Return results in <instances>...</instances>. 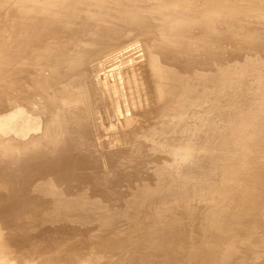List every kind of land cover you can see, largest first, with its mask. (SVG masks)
I'll return each mask as SVG.
<instances>
[{"label": "rangeland", "instance_id": "rangeland-1", "mask_svg": "<svg viewBox=\"0 0 264 264\" xmlns=\"http://www.w3.org/2000/svg\"><path fill=\"white\" fill-rule=\"evenodd\" d=\"M104 1H106L107 4L100 5L98 3V0H90V3L86 2V4L82 5V7L79 10L78 15L70 16V17L63 16L61 18V25L57 28H52V29L47 28V30H46L47 36L44 38L40 37V34L43 33L44 28H45L44 25L41 24L39 21L41 16L40 17H33L31 15V13H29L27 11V8L25 6L20 7L21 8V10H20L21 24L24 21L30 20V18H34L33 22H35V25H36L35 26L36 32L41 28L40 32L34 37V38H37V40L35 41L36 42L35 46L31 43V46L29 48H24L28 45V41H26V39L22 38L23 36H27V34H24L23 29L19 30L20 31L19 32L18 31L19 27H18V29H16V18L19 16V10H18L19 6L16 4V2L12 6L5 8V10L0 14V33L4 34L7 41L10 42L9 47H8V53L10 54V57L8 59L7 65L5 66V68H7L8 74H10V75L11 74L15 75L25 65H27V61H29L28 56L29 55L31 56L34 48H36V49L43 48L44 47L43 45H46L51 39H53L55 37L56 31L63 30L66 26L69 25L70 20H73L75 23H81V22L87 20L88 13L90 11H96L95 13H97L96 15H98L99 19L98 18H97V20L89 19V20H87L86 24H88L91 27H94V26L98 27L96 29H93L94 33H100L101 32L103 34L102 37L110 36L111 39L114 38L113 40H115L113 47L108 48V51L106 49L105 52L98 54L96 57H93L92 59H89L88 61H86L85 64H83L84 65L83 70L80 69L79 64H78V67L76 69H72V70H69L68 69L69 67H66L67 72L63 76L64 83L60 84L54 91L46 93V95H42L43 97H47L50 94H51V96H53L54 94L60 93L62 95L61 103H53V100H51L48 103L44 104L40 99H38L37 101H35V102H37L36 103L37 104V113L36 114L32 113L33 107L31 105L34 103V101L33 102L30 101L31 102V105H30V104L26 103V100H25L26 97H24L26 95L25 93H27L30 89L25 84L26 80H21V81H19L20 83L18 82V84L16 83L13 85L12 84L9 85L11 88L8 86V84H0V85H3L0 87V100L3 101L7 98H11L14 102V103L12 102V104L9 105V108L0 109V121L2 119L8 118L9 115H12V117H16L14 120L10 121L11 125L16 127L15 128L16 131H14V133H12V134L16 135V139L23 141L26 139L37 138L39 136L38 132H42L43 134L49 135L50 137H52V134H54L55 131H57V130H64V131L74 132V133L76 132L75 137H74L75 138L74 141H77L80 144V146L77 149L76 148L72 149L70 151V153L67 155L68 160L66 162V165L68 163V165H69L68 167L71 168L70 165L72 166V162H73V164L76 163L75 165H78V166H75L72 168H74L76 170V168L79 167L80 170L78 168H77L78 170H76V171L73 169L75 171V172H73V170H71L72 168L70 169L71 170L70 171L69 168L67 167L68 171H70V173L67 174L62 179L63 180L67 179L72 184L71 188H73V189L78 188L79 190H87V184L88 185L93 184L94 189L96 188V190H94L92 194L89 193L87 195L90 197L83 204H70V201H65V204H60L59 199L63 195L66 197L68 196L66 191L62 192L61 190L57 189L59 186H57L55 184H50L49 188L47 187V185L40 184L41 181L54 182V180H51L50 178H48L46 180L45 179L40 180L36 176H35L36 179L32 178L33 171H39L37 169H34L35 163L33 161L26 159V161H24L22 164L16 165V161L14 163L13 160L11 159V157H9V156H7V157L4 156L5 158L0 157V159L3 160V162H2L3 164H1V160H0V165H1L0 167H2V169H0V179H1L0 180V212H1V214H2V211L4 210L3 211V214H4L3 217L4 218L3 217H1L2 219L0 218V264H54V263L55 264H62V263L63 264H91L93 260H94V262H96V260L105 259L107 256H108L106 258L107 260H105V261L103 260V262H105V263H103L101 260V262L103 264L109 263L110 260H111V262H113V264H116L117 262L123 264V263H125L124 262L125 259L127 262L125 264H133L134 261H131L132 260L131 256L133 257V260L134 259L135 260L140 259L142 261V259L145 255L148 257L145 256L147 259L145 258L143 260V263L146 262V260H147L148 264H153V260H151V259L154 257H156V258H154L155 259L154 264L155 263L159 264L160 261L162 264H167V263L173 264L174 262H175L174 264H176V263L180 264L179 261L182 259L183 260L181 261V264H182V262H183V264H187L188 262L190 264L192 262H193L192 264H196L195 262H197V264H199L200 262H198V261H200L203 258L206 259V261L203 259L204 260L203 262H205L207 264H209V263L214 264V262H216V261H217L216 263L219 264V260L216 259V258H218V254H220L219 257H224V258L220 259V261H221L220 263L223 262L222 264H225V263L231 264L230 260L232 262H234L232 264H247V263L251 264V263H249L250 262L249 260H251V262H252L253 259L255 261V262L253 261V264H264V256H263V254H264L263 249L264 248H262V249L260 248V247H264V246H262L264 243V228H263L264 222H263V224H262V222H260L261 225H263L262 230H261V225L259 228H256L257 227L256 222L258 223V219L260 221H262V220L264 221V204H262V203H264V191H263L264 190V187H263L264 182L262 181V180H264V178H263L264 177V171L263 170L261 171V169L264 168L263 167L264 166V162H263L264 161L263 160V158H264V150H263L264 149V147H263V145H264V126L262 125V124H264V122L261 123L262 119H264V113H263L264 112V110H263L264 109V103H263L264 100L263 99H261L262 101L260 100V98H262L264 96V94L262 95V93H264V77H263L264 76V5H263L264 3L262 5H260L259 3L255 2L257 0H255V1L254 0H135L138 2L141 1L142 3L145 1L146 2V3L144 2L145 8H151L152 11H154V9L158 6L161 7L162 12L175 11L174 14L167 13L170 15V19H168V17H165L164 15H163V17H159V19L162 18L161 19L162 22H161V20L157 21V25L158 24L159 25L156 27L158 28V30L160 29L159 30L160 33H157L158 30L155 27L152 30L153 31L152 36H154V37H149V38H152V39H149V38H145V37H147V34L146 35H144V34H142V35H139V34H134V35H132V34L127 35L126 34L125 35L124 34L123 35V34H120L121 33L120 29H116L113 32H108V31L106 32L104 29H102L101 27L105 26L109 19L113 18V20H115V18H117L116 15L122 13L124 11V9H126L130 5L134 4L133 3L134 0H118L117 1L119 4L118 6H114L112 3V0H110V1L104 0ZM246 1H247V3H246ZM248 2H250V4L252 2V5L256 4L255 7H252V6L249 7L247 5ZM70 3H72V2H70ZM134 7H136V6H133V8ZM167 7H170V8H167ZM75 9L76 8H74V10ZM167 9H169V10H167ZM182 9L185 12L187 11V13H189V15L187 13H186L187 14L186 15ZM84 10L86 11V13L82 16V13L85 12ZM151 10L146 9L143 12L151 15V13H152ZM60 11H66V10L62 9V10H59L58 12H60ZM178 12L179 13L183 12L182 13L183 15L179 14V16L177 18L176 14L178 15ZM53 14H57V13H50L49 15H46L45 17H42V18H47L50 16L51 23L53 24L55 22V20L57 19L56 17L52 16ZM158 14L162 16V14H160V13H158ZM184 14H185V17H184ZM204 14L205 15L208 14V17L204 16ZM172 15H174L173 16L174 18H172ZM181 18H183V19H181ZM184 18H185V21H183ZM192 18L197 23L192 21L193 20ZM11 20H13L14 26L12 28H10L8 26L5 27V29L10 30L9 32L3 31L4 26L6 25V22H9ZM167 20H168V23H167ZM173 20H175V21L181 20L182 22H180V24L175 26L176 23ZM189 20L192 21L194 26L191 25L192 23ZM205 20H206V23L204 24ZM207 20H210L211 23L209 21L207 23ZM188 21L190 24L188 23ZM165 22H166V24H165ZM171 22L175 23L174 28H172ZM160 23L166 27L168 26L167 28L170 30L174 29V33L176 34V37H175L176 41L175 42L177 43L179 41L178 43L180 45V49H179L180 51L177 50L176 52H173V49H171L172 50V52H171L170 50L163 48L162 51L164 53L160 54L162 57L161 58L162 61L160 59V55L158 56L159 59H157V57L154 55V53L156 51H158L160 46H162V44H163L162 43L163 40H161L162 37H160L163 29H162V25ZM167 24H169V25H167ZM183 25L185 26L186 29L183 27ZM159 26H160V28H159ZM138 28L139 29H145L144 26L141 24ZM155 29H156V31H155ZM232 30L233 31L235 30V31L233 32ZM248 31H249V33H248ZM201 32H203V33H201ZM196 35L197 36L199 35L202 39H200L199 36H198L199 37L198 38ZM219 35L221 38H219ZM190 37L193 39H191ZM84 38L86 40L92 39L88 35H85ZM159 38H161V39H159ZM210 38H212V39H210ZM145 39L148 42L145 41ZM231 39H233L234 41L233 40L231 41ZM229 40H230V42H229ZM248 40L250 41V43L248 42ZM17 41L19 42V46H20V47H18V45H17V48H18L17 51L22 49V50H20L21 52L18 56L16 55V53L14 54V52H16V42ZM203 41H204V43H203ZM206 41H208V42H206ZM175 42L173 43L174 45H175ZM253 44H254V46H253ZM169 45L171 46V44H169ZM125 46H127V48L123 49ZM12 47H13V49H12ZM167 48H168V45H167ZM206 50L209 51L210 53L206 52ZM113 52H115L116 54L115 53L113 54ZM169 52L171 53V55L168 54ZM180 53L182 56H180ZM208 53H209V55H208ZM166 54H167V56H169L168 60H169V62H171V64H173L172 66H169L170 63L167 62L168 60L165 57H164L165 59L163 58V56L164 55L166 56ZM178 54L180 56V59H179ZM172 55L176 56V58L174 57L175 63H176V59L178 61H181L182 59H185V60H182L183 62H181V63H179L177 61L178 62V65H177V63L176 64L173 63L174 59L170 58ZM203 55H205L206 57L204 58ZM183 56H184V58L181 59V57H183ZM201 56H202V59L199 58ZM220 57H222V58H220ZM227 57H230V58H227ZM208 58H209V60H207V61H210V65L206 61V59H208ZM231 58H233V59H231ZM226 59L228 60V62L230 61V59L233 61V64H232V61H230V63L232 65L227 62L228 65L230 64L232 67L230 65L227 66V64L225 63ZM159 60H160V62H158ZM164 60H166V61H164ZM186 60H190V62L186 61ZM191 60H193V63L191 62ZM114 61L116 63H114V64L112 63L111 66L107 65V63L114 62ZM185 61H186V63H185ZM235 61L237 63H235ZM195 62L196 63L200 62V63L196 64ZM204 62L206 65H208L207 66L208 68L206 67ZM221 62L223 65L220 64ZM156 63L158 64L157 66H159V67L162 65L161 63H163V64L167 63V65L165 64V67L163 68L164 70H167V71H165V72H167V74L170 70L172 71V70L176 69L177 73L180 70V74L179 73L177 74L176 71L175 72L172 71L173 73H171V71H170V73L172 74L171 77L166 74V76L169 77L168 80H170V84H173V83H171L172 82L171 79H174V77H176V76H173V74L176 73L174 75H177L178 77H176V78H178V79H174V81L176 80V83H177V80H178V83L173 84V86L178 87V90L176 88V91H175L174 90L175 88H171L172 86L169 85L168 81L164 80L168 84L169 88L166 86L165 82H163V84H161L162 83L161 82L162 79L160 76L161 74H159V70L156 66ZM174 64L179 68L178 69H177V67L175 68ZM192 64H193V66H190ZM217 64L219 65L220 68L217 66ZM234 64H237V65H234ZM238 64H240V65L238 66ZM242 64L244 66H242ZM249 64H250V66H249ZM187 65H188V67H187ZM225 65L227 67H225ZM167 66L170 69L169 71H168ZM189 66H190V68H192L194 66H196V67H194L195 69H190ZM234 66H237V67H235L236 70H235V68L233 70L236 72L230 71V69L231 68L233 69ZM181 67L183 69H185L186 71L188 69L192 70V71H190V70L187 71V74L189 73V75H190V73H191V75L190 76L187 74L183 75L184 70H181L182 69ZM215 67H216V69H215ZM203 68L204 69L207 68V69H205L204 78H202L203 74H204V71H202ZM209 68L212 71V72L210 71V75L208 74V72L206 73V71H209ZM218 68L220 71L221 70L222 71L220 72L218 70ZM112 69H115L117 71H114ZM227 69H229V71ZM225 70L227 72H225ZM200 71L203 74L200 73ZM192 72H193V74H192ZM259 72L261 75L259 74ZM227 73L228 74L230 73L231 75H227ZM163 75H165V74H163ZM163 75H162V77H163ZM225 75H227V76H225ZM207 76H208V78H207ZM228 76H230V77L233 76V78L231 77L232 79L229 77V79H231L232 81L228 80V83L229 82H232V83L228 84L226 82L227 80H225V79H227L226 77H228ZM234 76L239 81L237 79L235 81H233ZM218 77H221L219 79L220 80L223 79V81L226 84L223 81L221 82L218 79ZM163 78H165V77H163ZM181 78H183L184 80H181ZM214 78H215V80L217 78L222 83V85H221V83H219L218 80L216 81L217 84L214 83L215 82ZM240 78L241 79L243 78L242 79L243 82H241L242 80H240ZM165 79L167 80V78H165ZM115 80L117 83L114 82ZM180 81H182V82H180ZM115 83L117 85H115ZM181 83L182 84L184 83L183 86H181L182 88H180V86H179V85H182ZM160 84L161 85L165 84L164 86H166L168 88V90L169 89L172 91L174 90L175 92L174 91L171 92L169 90L170 91V92L168 91L169 93L166 92V94L167 93L169 94L168 96L163 95L166 97V99H164L163 97L161 98V96H162L161 92L162 91L160 89ZM218 84H220L221 87L218 86ZM85 86H90V87L86 88ZM116 87H118L119 89H117ZM161 87H163V86H161ZM90 88H91V91H90ZM15 90L17 92H15ZM227 92L229 93L230 96L234 92L237 93L238 99L234 103H232L233 99L227 95L228 94ZM29 93L32 95L33 91L30 89V91L26 95L27 98H29V97H30V99L33 98V96H31ZM170 93H171V97L174 95L173 98L170 97ZM218 93L219 94L225 93L224 97L222 95H218ZM17 95H18V97H17ZM216 95H217V97L221 96V98L220 99H219V97L216 98ZM225 95L229 99V100L226 99L225 100L226 102L230 101V99L232 101V102H227V105L225 104L226 102L224 103V105L222 104L223 103L222 101L226 97ZM258 95H259V97H258ZM212 96L214 97V99L216 98V99H218V101L220 100L219 101L220 103L216 99H215L216 101H214ZM175 97H176V99H175ZM210 97H212V98H210ZM250 97H252V99H249ZM245 99L247 101H245ZM16 100H17V102H16ZM207 100H208V102H207ZM250 100H251V103L253 102L252 103L253 105L250 103ZM252 100H255V104H254V101H252ZM258 100H260V102H257ZM19 101H21L22 103H20ZM27 101H28V99H27ZM167 101L168 102L173 101L175 104H176V102L179 103L178 105H180V111H178L179 110L178 105L174 106L176 109L178 108V110L173 111V108H174L173 102L170 103V105L172 104L171 105L172 108H171V106L169 105V103ZM165 102L168 103L169 106L168 105L167 106L169 108L166 107L167 103H165ZM214 102H216V103H214ZM242 102L244 103V105L242 104ZM246 102L247 103L249 102V105ZM261 102L263 105L261 104ZM212 103H214L215 107H214V105H212ZM205 104L206 105L208 104V107ZM216 104H218V105H216ZM258 104H261V105H258ZM241 105H243V106H241ZM255 105H256L255 108L257 110L255 108H251L252 106L254 107ZM74 107H76V108L73 109ZM199 107H200V109H199ZM236 107H239L238 111H237V115L239 118L241 116V118L239 119L236 115H234L236 117L234 118V121H232V118L234 117L233 112H235V114H236V111H235V110H237ZM165 108H167V111L170 112V114L166 111ZM175 108H174V110H175ZM240 108L243 110L246 109L247 112H245L246 111L245 110L244 113H242L243 110L241 111ZM3 109H5V110H3ZM169 109H171V110L169 111ZM203 109H204V111L206 110L204 113L202 112ZM252 109H253V111H252ZM261 109H262V111H261ZM231 111H233V112H231ZM257 111H258V113L257 114L255 113L253 115V113L257 112ZM259 111L261 112V114H259L260 113ZM173 112L176 113V115H172V114H174ZM215 112H218V113H215ZM227 112L229 115H232V117L230 116L231 117L230 123L228 122V120L230 118L228 117L229 119H227V117H224V113H225V115H228ZM249 112H252V113H249ZM177 113H179V115H177ZM238 113L239 114L241 113L243 115H241V114L239 115ZM210 114H211V116H210ZM221 115L223 118L219 119ZM245 118H246V120H245ZM73 119L78 120V123L75 124ZM237 119H239V122L241 119L243 121L245 120L244 122L247 125L243 124V121H241L239 123ZM255 119L257 121H255ZM214 120H216V121H214ZM220 120H223V122L225 120L226 121L223 124V122ZM199 121H202L203 123H200ZM218 121H220L221 124H220V122L218 123ZM236 121L238 122L239 125L236 124L237 123ZM232 122L233 123L235 122V124L232 125L233 124ZM225 124L232 125L233 128H231V126L228 125L230 127L231 131L229 130V128H225L227 126V125L225 126ZM221 125H223V126H221ZM235 125H236V128H235ZM240 125L243 128L240 127ZM248 125L250 127H248ZM261 125H262V127H261ZM201 126L203 127V129ZM222 128H224V129H222ZM245 128H246V130H244ZM251 128H253V129H251ZM225 129L229 130V131H226ZM222 130H225V132H222ZM236 130H237V132H234ZM168 131L170 133H172V136H171V134H169ZM217 131L218 132L221 131V132H219V133H221V135ZM245 131H246V133H245ZM215 132H216V135H214ZM227 132H229V135L225 136V134H228ZM249 132L252 134H249ZM255 132L257 135L255 134ZM176 133L178 134V135H176L177 137H175V136L173 137V135H175ZM18 134H20V136H17ZM223 134H224V136H223ZM248 134H249V137H248ZM168 135H170L172 138ZM212 136L213 137L219 136L218 137L219 140L217 139V141H216V138H212V141H213V139L215 140V144H214V141L212 143V141L210 140V138ZM231 136L234 139H232ZM242 136H245V137H242ZM250 137H251V139H250ZM174 138H176V140H174ZM239 138L240 139L242 138V139L240 140ZM246 138H248L249 140L248 139L246 140ZM251 140H253V141H251ZM62 141H65L66 146H68L69 143L67 144V142L73 141V134L72 133L70 134V140H68L67 137L64 135L60 139V141H58V142L61 143ZM219 141H220V143L223 142V146H220V144L218 143ZM243 141H244V143H243ZM189 142H192V145ZM205 142L208 143V145ZM239 142H241V144H239ZM1 143H2V145H0V154H3L4 152H7L8 146H10V145L5 143L2 140H1ZM187 143L189 144V146L185 147V144H187ZM210 143H211V146L209 145ZM224 143H226V144L224 145ZM245 143H249V144H245ZM212 144H214V145H212ZM216 144H217V146H219V148L221 147L220 151H219V148L217 146L214 147ZM183 145H184V147H183ZM209 146L211 148H209ZM261 146H262V148H261ZM70 147H73V146H69L68 148H70ZM76 147H78V146H76ZM206 147H208V148H206ZM248 148H250V149H248ZM205 149H206V152L209 151L208 154L205 152ZM207 149H209V150L207 151ZM132 150L135 152H133ZM150 150L151 151L154 150L153 151L154 153L151 152ZM212 150H216V151H212ZM230 150L232 152H230ZM247 150H249V151H247ZM147 151H149V154L153 153L155 155H153V154L149 155L147 153ZM195 151L196 152L201 151V152H200V154L197 153V155H195L196 154ZM227 151H229V152H227ZM262 151H263V153H262ZM144 152L146 153V155L143 154ZM156 152H158V156H157ZM194 152H195V154H193ZM64 153L65 152L57 153V151H53L48 155L55 157V158H52V161H53V159L55 161H57L58 160L57 157L64 155ZM84 153L85 154L88 153V156L85 155ZM191 153L193 154L192 157L196 156L195 158H197V159H198L199 155H201V154H203L204 157L201 155L199 157V160H197V162H198L197 163L196 159L193 158L194 160H192V157H191V159L189 158L190 157L189 155ZM210 153H212L210 155L211 157L208 158L209 156H206V154L209 155ZM230 153L232 156L230 155ZM258 153H260V154L258 155ZM89 154H90V156H89ZM225 154H226V156H225ZM256 154L258 157H256ZM92 155L96 157V158H94L95 160L93 159V161H97V163L100 162V164H99L100 167H98L99 165L95 166V164H97L96 162H95V164H93L94 162L92 163V160L89 161V159H91L93 157ZM144 155H145V157H143ZM77 156L79 157V159L77 158ZM252 156H255L259 162H257L255 157H252ZM127 157H129V159H127ZM215 157H216V159H215ZM234 157H236V158H234ZM7 158L12 162L11 167L9 166L10 163H8L9 160H7ZM73 158H75V159H73ZM76 158L78 161L76 160ZM97 158L100 160H98ZM130 158H132L134 160H132ZM221 158H223V159H221ZM251 158H254L253 159V160H255L254 162H257V163L249 162L252 160ZM71 159L73 161H71ZM85 159H86V161L88 160L87 163H85L86 162ZM139 159L141 161H143L142 165H141V163H140L141 161ZM247 159H249V161ZM4 160H6V161H4ZM75 160H76V162H75ZM126 160L127 161L130 160V161H128L129 163L132 161L131 162L132 164L131 165L129 163L127 164ZM135 160H137L136 163H135ZM138 160L140 161L139 164H138ZM144 160H146V162ZM189 160L195 166H197L198 164L199 165L201 164L202 166L198 165V167H196L197 170H195V168L192 169L191 167H193V166L191 165ZM234 160H235V162H234ZM82 161L84 162V166H81V165H83V163H81ZM260 161L263 162L261 165H260ZM4 162L7 164H5ZM69 162H71V163H69ZM90 162L94 165V170L97 167L98 168L97 170H99V171L101 170L102 172L104 171L105 174L100 172V173H98L99 175L97 174L98 176L95 175L99 171L96 172V170H95V172H96L95 173L93 168H92L93 165L91 166ZM101 162H103V163H101ZM108 162L109 163L113 162V166H111L112 163L109 164ZM202 162H205V163H202ZM234 163H237V164H234ZM238 163H240L241 166L243 168L245 167L246 169L247 168L249 169L252 167L251 169H252L253 173H252V171H249V172H248V170L246 171V169H245V171H244V169L243 170L241 169L242 171L239 169L241 172L238 173L239 170H237V169L240 168L239 167L240 164H238ZM248 163H251V164L249 165ZM85 164H88L89 167L87 165L85 166ZM106 164H108V165H106ZM136 164H137V168L135 167ZM187 164L189 165L188 171H186L187 167L186 168L184 167V165L186 166ZM205 164L206 165L208 164L207 165L208 167L207 166L204 167ZM242 164H244L245 166ZM246 164L249 166L246 167ZM128 165H130V167L132 166L131 169L134 167L136 169L134 168L131 170ZM139 165H141V167ZM170 165H172L173 167ZM209 166H210V168H209ZM231 166H232V168H231ZM236 166L238 167L237 169L235 168ZM258 166L259 167L261 166V167L259 168ZM81 167H86L87 169L89 168L88 174L82 175V173H80V171H83L85 168H82L83 169L82 170ZM101 167H103V168L101 169ZM113 167H114V169L116 168V171L113 169ZM126 167H128L129 169H127ZM206 167L208 169H206ZM254 167L256 168V170H258V173L255 169H254L255 170V172H254V170H253ZM90 168H92V169L90 170ZM138 168H139V170H138ZM176 168L179 171H181V173H184L185 171L187 173L182 175L180 172L178 173V170ZM198 168H200L199 171H198ZM202 168H204L205 170ZM223 168H225L226 172H225V170H223ZM19 169H23V170H19ZM117 169L119 170V173H121V175H119V176H118L119 173L116 174V172H118ZM140 169H141V172H139ZM109 170L114 171L113 176H112V172ZM129 170H131V171H129ZM135 170L136 171L138 170L137 173L134 172ZM201 170H203V171H201ZM29 171L31 172V175L27 176L26 174ZM124 171H126V172H124ZM191 171H193L192 172L193 176H190ZM259 171H261V172H259ZM85 172H87L86 169L83 171V173H85ZM93 172H94V174H93ZM108 172H111V173L108 174ZM122 172H123V175H122ZM130 172H131V174H130ZM171 172L173 173V175ZM200 172H201V174H199ZM228 172H230V174ZM244 172L245 173L248 172L247 173L248 175L246 174L247 176L245 175V178H244V174H245ZM72 173H74V174L76 173V174L74 175ZM89 173H91L92 175ZM138 173H139V176L137 175ZM168 173L172 176H170V175L167 176ZM202 173H203V175H202ZM237 173H238V175L241 173V175H239V177H236V176H238V175H236ZM250 173H252L253 175ZM255 173L258 174L257 176L260 175L259 177L261 178V180L259 179V177L256 176ZM115 174L117 177L115 176ZM127 174H128V176H126ZM140 174H141V176H140ZM177 174L178 175L181 174V175L177 178L176 177V176H178ZM209 174L213 175L214 177L211 175L209 176ZM214 174H216V175H214ZM233 174H235L236 176ZM104 175H105V180H104ZM146 175H148V178ZM136 176H137V178L138 177L139 178L137 179ZM217 176L220 177V179H219L220 182H221V177H223V176H224V178H222V180L224 179L225 180L224 182H226V180L228 179L227 184L225 183V185L229 186V187H227V190H231L232 192L226 190V186H224L223 182L221 184V183H219V181H217L218 180ZM228 176H230V177H228ZM254 176H256V178ZM142 177H143V179H142ZM164 177H166V178H164ZM170 177H171V179H170ZM174 177H176V178H174ZM190 177H191V179L194 177V180L193 179L191 180V181H194L193 182L194 185L196 183L195 181H198L196 183L197 187H196V185L195 186L192 185L193 183L190 181ZM195 177L197 178L196 180H195ZM204 177H205V179L209 178V180H205ZM212 177L214 178V180H212L213 179ZM235 177L238 178L236 181H235V179H236ZM241 177H242V180H240ZM13 178H15L18 181L17 185H15L12 189L3 188L6 185L5 182H7L8 180H11L13 182V180H12ZM108 178H110L109 181H107ZM230 178H232V179H230ZM252 178H254L255 181L254 180L251 181ZM169 179L172 180L173 183ZM179 179L186 181V183H188V186H187V184L185 185L184 182L182 180L180 181ZM215 179H216V181H215ZM67 180H65V181H67ZM84 180H86L87 182ZM147 180L150 183H153V182L154 183L150 185L149 182H146ZM163 180H165V181H163ZM203 180H205L206 182ZM238 180H240L239 183L237 182ZM102 181H103V183H102ZM168 181H169V183H168ZM188 181H190L191 185L189 184ZM232 181H234V182H232ZM243 181H244V183L249 181L248 185H247V183L246 184L242 183ZM259 181H261V184ZM142 182H143V184H142ZM144 182L146 183V186H144L145 185ZM159 182L161 183V185ZM165 182L167 184H169L168 186H170V184L172 186L168 187V189H167V185H166V188H165V186H164ZM177 182H178V184H180V182H181L180 185H182V183H183L182 187H187L186 189L183 188V191H185V192H183V191L180 192L182 190L181 186L177 185L178 186V188H177L176 185L174 184ZM209 182H211V183L214 182V183H216V186L218 185L219 187H222V185H223V188H220L219 190L221 192L224 189V192H221V193L216 192L217 194L212 193L214 191H219V190H218V187H217V190H215V189L212 190L211 186L213 188H215L216 186L214 183L211 184ZM217 182H218V184H217ZM130 183H132V184L130 185ZM157 183H159L158 186L160 185L159 188L161 187L160 189L162 191H160V192H159L158 186H156ZM205 183H206V185H205ZM207 183H209V184H207ZM228 183H230V184H228ZM253 183H254V185H252ZM21 184L23 186H26V187L20 186ZM99 184H100V186H99ZM138 184H139V186H138ZM210 184H211V186H208ZM235 184L239 188L238 190L235 187ZM238 184L240 186H242V190ZM105 185H106V187H105ZM231 185H234V187ZM150 186H153V191L156 190V191H154L156 194L152 193L153 192V191H151L152 187L150 188ZM173 186H175L174 188L177 190H175L173 188ZM192 186L194 187L193 190H192ZM200 186H202V187H200ZM253 186H254V188H253ZM140 187L144 188V190ZM250 187H251V189H250ZM107 188L109 190H107ZM136 188H137V190H136ZM157 188H158V191H157ZM199 188H201V189H199ZM209 188H210V190H209ZM256 188H258V189H256ZM98 189L103 190V191L99 192ZM141 189L143 191L150 190L151 192L150 191L149 192L151 194H154V195H151V194L149 195L148 192L142 193L143 191L141 192ZM164 189L166 191H164ZM178 189L179 190L181 189V190L178 191ZM202 189H203V191H202ZM205 189H206V191H205ZM234 189H236V190L233 191ZM57 190H59L60 192L57 193ZM134 190L136 191V193ZM197 190H199V191H197ZM211 190H212V192H210ZM253 190H255V191H253ZM111 191H113V193ZM200 191L202 192V194ZM261 191H263V192H261ZM94 192H95V194H94ZM107 192H111V193H107ZM140 192L143 195H141ZM157 192H158V194H157ZM195 192H198V193L196 194ZM225 192H226V194H225ZM233 192H237V194L233 193ZM137 193H139L140 195ZM145 193H146V195H145ZM199 193L201 196L199 195ZM203 193L206 196L203 195ZM206 193H208V194H206ZM211 193L213 195H215V194L217 195V196L215 195V197H216L215 200H214L215 197L213 198ZM229 193H230V195H231V193H232V195L235 194L234 196H231L233 199L228 198V197H230ZM74 194H76V195H74L75 197L81 196V195H79L81 193L75 192ZM102 194H104V195L102 196ZM112 194H114V195H112ZM218 194L220 196H218ZM222 194H224V195L228 194V195L224 196ZM256 194H258V195H256ZM190 195H197V197L194 196L195 201L192 200L191 204L188 205V202H190L189 200L193 199L192 198L193 196H190ZM210 195H211V197H210ZM145 196H148V197H145ZM189 196H190V198H189ZM207 196H209L208 198L210 200L208 198L206 199ZM253 196H255V197L258 196L257 198L259 199V201L257 200V198L255 199V197H253ZM260 196L263 198H261ZM121 197H122V199H121ZM222 197H223V199H222ZM247 197H248V199H247ZM174 198H175V200H173ZM224 198H226L227 200H224ZM155 199H156V201H155ZM255 200L260 205L256 203L257 208L252 213V216L255 212L259 211L258 213H256L257 214L256 216L254 214L255 217H253V218L257 219L259 216H260V218H258L257 221L256 220L251 221V219H253V218L251 216H247L246 214L248 213V215H249L250 210H253L254 207L256 206ZM260 200H262L263 202H261ZM110 201H111V203H110ZM140 201H142V202H140ZM213 201H214V203H213ZM251 201L252 202L254 201L253 204ZM158 202H160V203H158ZM165 202H167V204ZM168 202H169V204H168ZM150 203L152 206L150 205ZM234 203H236V204H234ZM247 203L249 205L251 204V206H252V207L250 206V210L248 207L249 205L247 206ZM25 204H27V205H25ZM159 205H161V206H159ZM210 207H211V209H210ZM247 207H248L247 213L242 212L243 210H245V208L247 209ZM209 209H210V212H209ZM12 210H14V211H12ZM212 210H213V212H212ZM237 210L239 211L240 215L242 213L245 214V215L242 214L241 216H245L246 218L249 217L250 222L251 223L253 222L255 224V229H253L254 227H251L253 230L257 229L259 231L256 230L257 232L253 234V231L251 229L249 233H252L253 235L252 234H250L251 236L247 235V234H249V233H247V230H248L247 227L249 225L254 226V224L253 223L250 224V222H249V225H248V222L246 221L247 219L245 220L244 219L245 217H243V218L240 217L239 214H237L238 213ZM205 211H207V212H205ZM199 212H200V214H199ZM201 213H203V214H201ZM224 214L226 216H224ZM236 214L238 215V219L240 217L246 221L247 224L244 221V225H247V227L245 226V228H244V225L243 226L241 225L243 220L239 219V220H241V221H239L238 219L237 220L235 219V218H237ZM211 215H213V216H211ZM229 215L232 218H234L235 220H233ZM198 216H201L202 218L198 217ZM174 218H176V219H174ZM185 218L187 220V223L190 220L188 223L189 225L184 224V223H186ZM229 218H231L232 221H230ZM204 219H206V220L209 219V221H206ZM191 220H192V222H191ZM196 220H197V223H196ZM159 221H161V222H159ZM182 221H184V223H182V226L184 224L185 229L183 228L184 226L182 227L180 224L177 225L178 223H180ZM227 221H229L230 223H227ZM235 221H237V222H235ZM205 222H207L206 225H205ZM222 222L225 224H222ZM232 222H234L233 225H235V223H237L239 226L238 225H235V226H237L238 228L241 225L242 230H244V232L246 233V235L248 237L245 236L244 232H243L244 234H242V231H240L239 229H236L235 231H237V232L234 231L235 233H233L232 232L233 229L229 228L231 231L230 232L227 227L229 225H231ZM155 223H156V225H155ZM190 223H192V224L190 225ZM218 223H221L222 225L218 224ZM107 224H108V226H107ZM169 224H170V226H173V227H171L172 230H170ZM164 225H166V226L164 227ZM194 225L196 228V229L194 228L195 232H192L193 234H190L191 233L190 231H193ZM218 225H221L220 226L221 229L216 228V226H218ZM223 225L225 226V229H224ZM233 225H231V226H233ZM176 226H181V227H176ZM235 226H233V227H235ZM137 227H139V228H137ZM174 227L177 229H175ZM189 227L191 230L189 229ZM210 227L211 228L213 227V230ZM15 228H16V230H15ZM64 228H67L69 230V232L67 229L65 230ZM136 228H137V230H136ZM167 228H169V229H167ZM205 228H206V230H205ZM208 228H210L211 230ZM123 229L124 230L126 229V230L124 231ZM199 229H200V231L202 230L203 233L201 231V234H200ZM4 230H6L7 232ZM11 230L13 231V233ZM78 230H79V233H78ZM166 230H168V231H166ZM169 230H170V234L167 233V232H169ZM224 230L229 231V232L226 231V233H228L227 238H225L226 240L224 239V235L226 236ZM238 230L240 231L239 234L241 233L240 235H242V236L237 234ZM71 231L74 232V233L73 232L72 233L75 236L71 233ZM75 231H76V233H75ZM136 231L138 234L135 233ZM205 231H208V233L207 232L205 233ZM209 231H211L213 233H211ZM215 231H217V235H221L220 237H218L220 242L218 239H217L218 241L215 240L216 239L215 237H217V235L215 234L216 233ZM220 231L221 232L224 231V234H222V233L219 234ZM59 232H60V234H59ZM61 232H62L63 236L61 235ZM124 232H126V233H124ZM158 232L161 233V235L164 237H161V235H159ZM68 233L71 234L69 236L70 238L69 237L67 238V236L69 235ZM166 233L169 235H167ZM183 233H184V235H183ZM196 233H199V234L197 235ZM210 233L212 235H209ZM4 234L7 236V238ZM10 234H11V236H10ZM139 234H141V235H139ZM150 234H151V236L149 237ZM234 234H236V236L238 238H235L236 236H234ZM185 235H187V236H185ZM190 235H191V237H190ZM192 235H194L193 239H191ZM195 235L198 238L197 237L195 238ZM199 235H202V236H199ZM208 235H209V237H208ZM228 235L232 236V238L233 237L234 238L233 239L231 238L232 239L231 240V239H229L230 237ZM59 236H61L64 239H62ZM138 236H139V238H138ZM181 236H183V237L181 238ZM210 236H213V237L210 238ZM133 237L140 239V241L143 238L142 241H144L145 244H144V242L142 244V241H141V243H139V240H135ZM187 237L189 239H191L192 242H190L189 239L187 240L186 239ZM207 237L209 239L208 240L209 242L207 241ZM125 238H127V239H125ZM147 238H148V242L145 241ZM155 238H157V239L160 238V239L157 242L155 240V242H156L155 243L154 242ZM183 238L186 239L187 241L186 240L184 241ZM212 238H213V242H212ZM221 238H223V240L226 243H223V241H222V245L219 244V243H221V240H222ZM13 239H14V241H13ZM170 239H171V242H170ZM182 239H183V241H182ZM227 239L230 242H228ZM234 239H235V241L238 239V244H236L237 243V241H236V243L233 245ZM5 240H6V242H5ZM122 240H123V246H122ZM124 240H126V241H124ZM130 240L133 241L132 242L133 244L131 243ZM127 241H128V244H126ZM174 241H176V242L178 241V243L175 242L173 244ZM210 241H211V245L213 246L212 249L215 248L212 251L215 252V250H216V252L215 253L213 252V254L210 251L211 250ZM239 241L241 242L240 244H239ZM12 242H14L13 244L15 246L12 244ZM135 243H139L140 245L135 244ZM165 243H168L169 246ZM184 243L187 246L184 245ZM188 243L189 244L192 243V244H190L188 246ZM227 243L230 246L226 245V247H224L225 244H227ZM171 244L175 245L177 248L176 247L174 248V246H172ZM182 244H183V246H182ZM196 245H197V247H196ZM220 245H221V247H220ZM240 245H242V246H240ZM113 246H114V249H113ZM207 246H209V248H206ZM110 247H112V248H110ZM216 247H220V248H218V250L221 248L222 249L218 251ZM184 248H185V250H183ZM191 248H193V249H191ZM195 248H197V250H195ZM225 248H226V250H224ZM230 248L231 249L234 248L232 250H234V251L237 250L238 253L234 252V251L232 252V250ZM179 249H180V252H177V253H179V255L177 253L174 254V252H176V250L178 251ZM229 249H230V251H229ZM257 249H258V251H256ZM222 250L228 252V253H224L225 256L230 255L228 257L226 256L227 258L233 257V259H231V258H230V260H228L227 258L225 259V256H222L223 253H220V252H224ZM261 250L263 252H261ZM172 251H173V254H172ZM205 251L206 252L208 251L207 254L209 253L210 256L206 255V253L204 254ZM217 251L219 253H217ZM249 251H253L254 253L255 252L256 253L254 254L251 252V254H247V253H250ZM117 252H121V253L117 254ZM148 252L149 253L152 252V253L148 254ZM231 252L233 254H236V255L233 256V254ZM239 252H241L240 253L241 255L247 254L246 256L249 259L245 260V256L243 258V255L240 258ZM210 253L214 256L216 255L214 257L215 259L213 258V256ZM256 254L258 257L261 255L262 259H261V257H259L260 259L258 257H256ZM103 255L104 256L107 255V256L104 257ZM117 255H118V258H117ZM122 255H123V258H125V259H122ZM126 255H128V256H126ZM141 255L142 256L144 255V256L141 257ZM174 255H175V258L178 257V259H175ZM202 255H203V258H200V256H202ZM248 255H251V257ZM205 256H208L209 258L205 257ZM253 256L255 258L251 259ZM110 257H112V259ZM138 257H140V258H138ZM150 257H151V259H150ZM234 257H235L236 261H235ZM238 257H239V259H238ZM94 258H96V260ZM108 258L110 259L109 262H107ZM114 258L115 259L120 258L123 262L122 261L120 262V260H116L117 262H114L115 261ZM172 258L174 259V262H173ZM195 258L200 259V260L195 261L196 260ZM237 259L239 260L238 262H241V263H235V262H237ZM241 259H244L245 261H243V262H245V263H243ZM76 260L78 263L76 262ZM100 260H99V262H100ZM140 260L139 261L136 260L134 264H143ZM156 260L159 263H157ZM171 260H172V263H171ZM213 260H216V261H213ZM247 260H248V262H247ZM148 261H150V262L152 261V262L149 263ZM99 262L97 261L96 264H99ZM101 262H100V264H102ZM111 262L109 264H111ZM185 262H187V263H185ZM119 263H117V264H119Z\"/></svg>", "mask_w": 264, "mask_h": 264}, {"label": "bare ground", "instance_id": "bare-ground-1", "mask_svg": "<svg viewBox=\"0 0 264 264\" xmlns=\"http://www.w3.org/2000/svg\"><path fill=\"white\" fill-rule=\"evenodd\" d=\"M110 1V0H109ZM118 0H112V3H113V5L114 6H118L119 4H118V2H117ZM255 1V0H254ZM262 0H257V1H255V2H257V3H259L260 5H262L263 3H264V0L261 2ZM16 2V4L19 6V16L16 18V29H18V27H19V29H18V31L19 30H22L23 29V32H24V34H27V36H23L22 38H24V39H26V41H28V45L26 46V47H24V48H29L30 46H31V43L35 46V44H36V40H37V38H34L39 32H40V30H41V28L36 32V28H35V22H33V19L34 18H30V20H28V21H24L22 24H21V14H20V10H21V8L20 7H26L27 8V11L29 12V13H31V15L33 16V17H40L41 16V18H40V23L41 24H43L44 25V31H43V33H41L40 34V37L41 38H44V37H46L47 36V32H46V30H47V28H50V29H52V28H57V27H59L60 25H61V18L63 17V16H68V17H70V16H76V15H78L79 14V10H80V8L82 7V5H84V4H86V2L87 3H90V0H0V14L5 10V8H8L9 6H12L14 3ZM70 2H72V3H70ZM145 2V1H144ZM142 3L141 1H133V3L134 4H132V5H130L128 8H126V9H124V11L122 12V13H120V14H118V15H116L117 16V18H115V20H113V18H111V19H109L108 20V22L106 23V25L105 26H103V27H101L102 29H104L106 32L108 31V32H113V31H115L116 29H120L121 30V33L120 34H127V35H129V34H132V35H134V34H139V35H142V34H144V35H146L147 34V37H145V38H149V37H154V36H152L153 35V29L156 27V26H158L157 25V21H159V20H161V19H159V17H163V15L165 16V17H168V19H170V15L169 14H174V12L175 11H169V12H162L161 11V7L160 6H158V7H156L155 9H154V11H152L151 10V8H145V6H144V4L146 3ZM98 3L100 4V5H104V4H107L106 3V1H104V0H98ZM109 3V2H108ZM246 3H247V1H246ZM68 5V6H67ZM234 5V4H233ZM249 7L250 6H252V7H255V5H252V2H251V4H250V2H248V4H247ZM258 5V4H257ZM264 5V4H263ZM133 6H136V7H134L133 8ZM74 8H76L75 10H74ZM167 8H170V7H167ZM66 10V11H60V12H58L59 10ZM146 9H149V10H151L152 11V13H151V15H149L148 13H144L143 11L144 10H146ZM74 10V11H73ZM167 10H169V9H167ZM166 10V11H167ZM183 10V9H182ZM181 10V11H182ZM85 11V10H84ZM96 11H90L89 13H88V17H87V20H89V19H94V20H97V18L99 19V17H98V15H96L97 13H95ZM183 12L186 14L187 13V11L185 12L184 10H183ZM183 12H181V13H179L178 12V15L176 14V16H177V18H178V16H179V14H181V15H183L182 13ZM50 13H57V14H53L52 16L53 17H56L57 19L55 20V22L52 24L51 23V18H50V16L49 17H47V18H42V17H45L46 15H49ZM86 13V11L85 12H83L82 13V16L84 15ZM158 13H160V14H162V16L161 15H159ZM167 13H169V14H167ZM185 14H184V17H185ZM188 15H189V13H187ZM186 14V15H187ZM157 16V17H156ZM174 15H172V18H174L173 17ZM204 16H206V17H208V14L207 15H205L204 14ZM224 16V15H223ZM194 18V17H193ZM192 18V19H193ZM181 19H183V18H181ZM195 19V18H194ZM194 19L192 20V21H194ZM201 19V18H200ZM87 20H85V21H83V22H81V23H75L73 20H70L69 21V25L68 26H66L63 30H58V31H56V35H55V37L53 38V39H51L46 45H43L44 47L43 48H40V49H36V48H34L33 49V51H32V54H31V56L29 55L28 56V60L29 61H27V65H25L18 73H16L15 75L14 74H8V72H7V68H5V66L7 65V62H8V59H9V57H10V54L8 53V47H9V43L10 42H8L7 41V39L5 38V35L4 34H1L0 33V84H8V86L9 85H13V84H18V82L19 81H21V80H26V82H25V84L33 91V93H32V95L31 96H33V98H31L30 99V97L29 98H27V94H28V92L30 91V89H29V91L27 92V93H25L26 95L24 96V97H26V103H28V104H30L31 105V102L30 101H34V103L31 105L32 107H33V111H32V113H37V102H35V101H37L38 99H40L44 104H46V103H48L49 101H51V100H53V103H61V100H62V95L59 93V94H54L53 96H51V94L49 95V96H47V97H43L42 95H46V93H49V92H52V91H54L60 84H63L64 83V81H63V76H64V74L67 72V69H66V67H69L68 69L69 70H72V69H76L77 67H78V64H79V66H80V69L81 70H83V68H84V65L83 64H85V62L86 61H88L89 59H92L93 57H96L98 54H101V53H103V52H105V50L107 49V51H108V48H111V47H113V44L115 43L114 41L115 40H113V39H111V37L110 36H107V37H102L103 36V34L100 32V33H94V31H93V29H96V28H98V27H96V26H94V27H91V26H89L88 24H86V22H87ZM165 20V19H164ZM172 20V19H171ZM198 20V19H197ZM204 20V19H203ZM173 21H175V20H173ZM183 21H185V18H184V20ZM189 21H191V20H189ZM189 21H188V23H189ZM192 21H191V23H192ZM208 21L210 22V20H207V23H208ZM214 21V20H213ZM161 22H162V20H161ZM180 22H182L181 20H179V21H175V23H173V22H171L172 24V28H174V24H175V26L176 25H178V24H180ZM195 22V21H194ZM204 22V21H203ZM164 23V22H163ZM167 23H168V20H167ZM170 23V22H169ZM195 23H197V22H195ZM206 23V20H205V22H204V24ZM211 23V22H210ZM140 24L141 25H143L144 26V28L145 29H139L138 27L140 26ZM161 24V23H160ZM165 24H166V22H165ZM190 24V23H189ZM203 24V25H204ZM162 25V24H161ZM167 25H169V24H167ZM191 25H193V23L191 24ZM208 25V24H207ZM212 25V24H211ZM210 25V26H211ZM224 25V24H223ZM6 26H8V27H10V28H12L13 26H14V22H13V20H11V21H9V22H6V25L4 26V30L3 31H5V32H9L10 30H8V29H5V27ZM93 26V25H92ZM194 26V25H193ZM215 26V25H214ZM168 27V26H167ZM166 26H164V25H162V32H161V36L160 37H162V39L161 38H159V39H161V40H163V44H162V46H160V48L158 49V51H156L155 53H154V55L157 57V59H159L158 58V56L160 55V54H162V53H164L162 50H163V48H165V49H167V50H170L171 52H172V50L171 49H173V52H176L177 50H179L180 49V45H179V41L176 43L175 41H176V39H175V37H176V34L174 33V29L173 30H170V29H168ZM171 27V26H170ZM183 27L185 28V26L183 25ZM203 27V26H202ZM157 28V27H156ZM159 28H160V26H159ZM171 28V29H172ZM238 28V27H237ZM176 29V28H175ZM186 29V28H185ZM184 29V30H185ZM212 29V28H211ZM157 30H158V28H157ZM160 30V29H159ZM159 30L157 31V33H160L159 32ZM178 30V29H177ZM227 30V29H226ZM155 31H156V29H155ZM233 31V30H232ZM235 31V30H234ZM233 31V32H234ZM237 31V30H236ZM239 31V30H238ZM20 32V31H19ZM190 32V31H189ZM225 32V31H224ZM156 33V34H157ZM201 33H203V32H201ZM200 33V34H201ZM209 33V32H208ZM228 33V32H227ZM248 33H249V31H248ZM116 34V33H115ZM223 34V33H222ZM229 34V33H228ZM233 34V33H232ZM85 35H88L90 38H92L91 40H86L85 38H84V36ZM218 35V34H217ZM225 35V34H224ZM189 36V35H188ZM187 36V37H188ZM191 36V35H190ZM197 36V35H196ZM199 36V35H198ZM197 36V37H198ZM134 37V36H133ZM200 37V36H199ZM198 37V38H199ZM214 37V36H213ZM242 37V36H241ZM246 37V36H245ZM191 38V37H190ZM189 38V39H190ZM219 38H221L220 37V35H219ZM149 39H152V38H149ZM148 39V40H149ZM191 39H193V38H191ZM200 39H202L201 37H200ZM210 39H212V38H210ZM195 40V39H194ZM198 40V39H197ZM222 40V39H221ZM233 39H231V41H232ZM238 40V39H237ZM145 41H147L146 39H145ZM200 41V40H199ZM234 41V40H233ZM148 42V41H147ZM175 42V45L173 44ZM198 42V41H197ZM206 42H208V41H206ZM211 42V41H210ZM222 42V41H221ZM229 42H230V40H229ZM238 42V41H237ZM246 42V41H245ZM248 42L250 43V41L248 40ZM262 42V41H261ZM159 43V42H158ZM184 43V42H183ZM203 43H204V41H203ZM241 43V42H240ZM243 43V42H242ZM248 43V44H249ZM117 44V43H116ZM169 44H171V46L169 45ZM17 45H18V47H20L19 46V42L17 41L16 42V52H14V54L16 53V55L18 56L19 54H20V50H22V49H20L19 51H17ZM165 45V46H164ZM167 45H168V48H167ZM205 45V44H204ZM225 45V44H224ZM251 45V44H250ZM262 45V44H261ZM115 46V45H114ZM164 46V47H163ZM173 46V47H172ZM253 46H254V44H253ZM256 46V45H255ZM208 47V46H207ZM206 47V48H207ZM262 47V46H261ZM125 48H127V46H125L123 49H125ZM209 48V47H208ZM12 49H13V47H12ZM122 49V50H123ZM118 51V50H117ZM180 51V50H179ZM218 51V50H217ZM205 52V51H204ZM206 52H209V51H207L206 50ZM212 52V51H211ZM115 52H113V54H114ZM119 53V52H118ZM166 53V52H165ZM178 53V52H177ZM203 53V52H202ZM210 53V52H209ZM209 53H208V55H209ZM116 54V53H115ZM168 54H170L171 55V53L169 52ZM173 54V53H172ZM176 54V53H175ZM216 54V53H215ZM174 55V54H173ZM172 55V56H173ZM219 55V54H218ZM166 56H167V54H166ZM165 55L163 56V58L165 57L167 60H168V57L169 56H167L166 57ZM170 57V58H173L174 59V57L176 58V56H173V57ZM178 56H179V54H178ZM180 56H182L181 55V53H180ZM180 56H179V59H180ZM198 56V55H197ZM204 56V58L206 57L205 55H203ZM220 56V55H219ZM229 56V55H228ZM226 57V56H225ZM162 57H161V55H160V59H161ZM164 58V59H165ZM169 58V59H170ZM182 58H184V56L183 57H181V59ZM198 58V57H197ZM199 58H201L202 59V56L201 57H199ZM211 58V57H210ZM220 58H222V57H220ZM227 58H230V57H227ZM213 59V58H212ZM231 59H233V58H231ZM230 59V61H232ZM182 60H185V59H182ZM178 61L177 59H176V63H177V65H178V62L179 63H181V62H183V61ZM205 60V59H204ZM203 60V61H204ZM207 60H209V58L208 59H206V61ZM223 60V59H222ZM161 61H162V59H161ZM164 61H166V60H164ZM171 61V60H170ZM175 61V59L173 60V63H175L174 62ZM178 61V62H177ZM186 61H189L190 62V60H186ZM186 61H185V63H186ZM196 61V60H195ZM205 61V62H206ZM230 61L228 62V60L226 59V64H227V66H229L231 63H230ZM246 61V60H245ZM158 62H160V60L158 61ZM167 62H169V60L167 61ZM191 62L193 63V60H191ZM205 62H204V64H205ZM208 63H209V65H210V61H207ZM206 62V63H207ZM230 63L229 65H228V63ZM112 63L114 64V63H116L115 61L114 62H109V63H107V65H109V66H111L112 65ZM164 63V62H163ZM163 63H161L162 65L159 67V66H157L158 64L156 63V66H157V68H158V70H159V74H161L160 76H161V79L163 80H161V84H163V82H165V81H168L169 82V85H171L172 87L171 88H175L174 90L176 91V88H177V90H178V87H176V86H173V84H175L176 83V80L174 81V79H178V78H176V77H178L177 75H174V74H176L177 73V70L176 69H174V70H172L173 72H175L176 71V73H174L173 74V76H176V77H174V79H171L172 80V82L171 83H173V84H170V80H168V76H166V74H167V72H165V71H167V70H164L163 68L165 67V64L167 65V63H165V64H163ZM170 63V65L169 66H172L173 64H171V62H169ZM168 63V64H169ZM175 63V64H176ZM196 63V62H195ZM198 63H200V62H197L196 64H198ZM224 63V62H223ZM235 63H237L236 61H235ZM243 63V62H242ZM249 63V62H248ZM174 64V66H175V68L177 67L176 65ZM203 64V63H202ZM219 64V63H218ZM217 64V66L219 67V65ZM220 64H222V62L220 63ZM232 64H233V61H232ZM231 64V65H232ZM119 65V64H118ZM181 65V64H180ZM206 65V64H205ZM215 65V64H214ZM223 65V64H222ZM230 65V66H231ZM234 65H237V64H234ZM240 64H238V66H239ZM108 66V67H109ZM163 66V67H162ZM184 66V65H183ZM182 66V67H183ZM190 66H193V64L192 65H190ZM190 66H189V68H190ZM198 66V65H197ZM201 66V65H200ZM208 65H206V67H207ZM216 66V65H215ZM226 65H225V67H227ZM242 66H244L243 64H242ZM249 66H250V64H249ZM181 67V68H182ZM187 67H188V65H187ZM194 67H196V66H194ZM194 67H192V68H190V69H195ZM199 67V66H198ZM197 67V68H198ZM205 67V66H204ZM212 67V66H211ZM210 67V68H211ZM232 67V66H231ZM230 67V68H231ZM235 67H237V66H234L233 67V69L231 70L230 69V71H233L234 70V68ZM167 68H168V66H167ZM179 67H177V69H178ZM208 68V67H207ZM207 68H205V69H207ZM210 68H209V71H206V73L208 72V74L210 75ZM220 68V67H219ZM219 68H218V70H219ZM229 68V67H228ZM166 69V68H165ZM190 69H188V70H190ZM205 69L203 68L202 69V71H204V74L200 71V73H202L203 74V77L202 78H204V75H205ZM215 69H216V67H215ZM112 70H114V71H117V70H115V69H112ZM164 70V71H163ZM170 69L168 68V71H169ZM181 70H184L183 71V75H186L187 74V71L185 70V69H181ZM213 70V69H212ZM228 71H229V69H227ZM235 70H236V68H235ZM171 71V70H170ZM170 71L168 72V74L167 75H169L170 77H171V73H173L172 71H171V73H170ZM190 71H192V70H190ZM189 71V72H190ZM220 71V70H219ZM222 71V70H221ZM220 71V72H221ZM241 71V70H240ZM165 72V73H164ZM212 72V71H211ZM225 72H227L226 70H225ZM233 72H236V71H233ZM179 74H180V70H179V72H178ZM177 73V74H178ZM182 73V72H181ZM199 73V72H198ZM163 74H165V75H163ZM192 74H193V72H192ZM207 74V75H208ZM259 74H260V72H259ZM162 75H163V77H165V78H167V80L165 79V78H163L162 77ZM187 75H189V73L187 74ZM190 75H191V73H190ZM189 75V76H190ZM227 75H231L230 73L228 74L227 73ZM227 75H225V76H227ZM261 75V74H260ZM224 76V77H225ZM114 77V76H113ZM182 77V76H181ZM201 77V76H200ZM211 77V76H210ZM209 77V78H210ZM229 77L230 76H228V77H226L227 79H225V80H227L226 82L228 83V80L230 81L232 78H233V76H231L230 78L231 79H229ZM242 77V76H241ZM257 77V76H256ZM264 77V76H263ZM206 78V77H205ZM207 78H208V76H207ZM206 78V79H207ZM219 78H221V77H218V79ZM239 78V77H238ZM258 78V77H257ZM256 78V79H257ZM180 79V78H179ZM217 78H216V80H215V78H214V80H215V82L214 83H216V81L218 80ZM237 78H235V76H234V80L233 81H235ZM243 79V78H242ZM241 78H240V80H242ZM117 80V79H116ZM116 80L114 81V82H116ZM165 80V81H164ZM181 80H184L183 78H181ZM213 80V79H212ZM220 80V79H219ZM218 80V81H219ZM238 80V79H237ZM221 82L223 81V79H221L220 80ZM219 81V83H221ZM232 81V80H231ZM239 81V80H238ZM180 82H182V81H180ZM224 82V81H223ZM237 82V81H236ZM241 82H243V80L241 81ZM245 82V81H244ZM20 83V82H19ZM22 83V82H21ZM117 83V82H116ZM115 83V85H117ZM177 83H178V80H177ZM176 83V84H177ZM225 83V82H224ZM223 83V84H224ZM229 83H232V82H229ZM228 83V84H229ZM262 83V82H261ZM24 84V85H25ZM160 84V89H161V98L163 97L164 99H166V97L165 96H163V95H166V96H168L169 94V92L171 91V92H173L172 90H168V84L165 82V84H166V86L168 87H166V86H164V85H161ZM182 84V83H181ZM184 84V83H183ZM183 84L182 85H179L180 86V88H182L181 86H183ZM217 84V83H216ZM215 84V85H216ZM226 84V83H225ZM221 85H222V83H221ZM221 85L220 84H218V86H220L221 87ZM254 85V84H253ZM1 86H3V85H0V87ZM6 86V85H5ZM161 86H163V87H161ZM10 87V86H9ZM86 88H88V87H90V86H85ZM3 88V87H2ZM11 88V87H10ZM16 88V87H15ZM26 88V87H25ZM117 89H119L118 87H116ZM179 88V89H180ZM14 90V89H13ZM27 90V89H26ZM11 91V90H10ZM90 91H91V88H90ZM169 91V92H168ZM174 91V92H175ZM15 92H17L16 90H15ZM166 92H168L167 94H166ZM20 93V92H19ZM18 93V94H19ZM177 93V92H176ZM228 93V92H227ZM232 93V92H231ZM174 94V93H173ZM180 94V93H179ZM217 94V93H216ZM225 94V93H224ZM224 94H222V93H218V95H222L223 97H224ZM260 94V93H259ZM264 93H262V95H263ZM230 98H232L233 99V102L231 101V99H230V101H227V102H232V103H234L238 98H237V93H232V95L230 96L229 95V93L227 94ZM257 95V94H256ZM261 95V96H262ZM29 96V95H28ZM174 96V95H173ZM173 96L171 97V93H170V97L171 98H173ZM226 96V95H225ZM17 97H18V95H17ZM213 97V96H212ZM212 97H210V98H212ZM219 97V99L221 98V96H218ZM217 97V95H216V98H218ZM249 97V96H248ZM253 97V96H252ZM252 97H250L249 99H252ZM258 97H259V95H258ZM257 97V98H258ZM21 98V97H20ZM160 98V99H161ZM215 98V99H216ZM18 99V98H17ZM27 99H28V101H27ZM163 99V100H164ZM169 99V98H168ZM175 99H176V97H175ZM213 99H214V97H213ZM214 99V101H218V99H216L215 100ZM226 99H228V97L226 96L225 98H224V100L221 102L223 105H224V103L226 102L225 100ZM256 99V98H255ZM261 99H263L264 100V96L262 97V98H260V100ZM22 100V99H21ZM172 100V99H171ZM229 100V99H228ZM257 100V99H256ZM260 100H258L257 102H260ZM15 101V100H14ZM23 101V100H22ZM174 101V100H173ZM172 101V102H173ZM220 101V100H219ZM218 101V102H219ZM245 101H247L246 99H245ZM244 101V102H245ZM249 101V100H248ZM252 101H254V104H255V100H252ZM262 101V100H261ZM12 102H13V100L11 99V98H7V99H5V100H0V109H2V108H9V105L10 104H12ZM16 102H17V100H16ZM20 103H22L21 101H19ZM18 102V103H19ZM25 102V101H24ZM168 102V101H167ZM167 102H165V103H167ZM172 102H168L169 103V105H170V103H172ZM175 102V101H174ZM173 102V107L174 106H177L179 103H177L176 102V104ZM207 102H208V100H207ZM227 102L225 103L226 105H227ZM256 102V103H257ZM14 103V102H13ZM163 103V102H162ZM168 103L166 104V107H168L169 105H168ZM214 103H216V102H214ZM214 103H212V105H214ZM220 103V102H219ZM218 103V104H219ZM247 103V102H246ZM250 103H251V100H250ZM253 103V102H252ZM251 103V104H252ZM264 103V102H263ZM164 104V103H163ZM175 104V105H174ZM210 104V103H209ZM218 104H216V105H218ZM242 104L244 105V103L242 102ZM248 105H249V102L247 103ZM261 104H262V102H261ZM261 104H258V105H261ZM168 105V106H167ZM172 105V104H171ZM170 105V106H171ZM206 105V104H205ZM221 105V104H220ZM243 105H241V106H243ZM247 105V106H248ZM253 105V104H252ZM257 105V104H256ZM256 105L253 107H251V108H255L256 107ZM263 105V104H262ZM160 106V105H159ZM163 106V105H162ZM207 107H208V104L206 105ZM211 106V105H210ZM77 107V106H76ZM76 107H74L73 109H75ZM161 107V106H160ZM202 107V106H201ZM205 107V106H204ZM206 107V108H207ZM214 107H215V105H214ZM259 107V106H258ZM80 108V107H79ZM169 108V107H168ZM171 108H172V106H171ZM175 108V107H174ZM174 108H173V111H176V110H178V108H179V110L178 111H180V105H178V108L176 109L175 108V110H174ZM203 108V107H202ZM210 108V107H209ZM237 108V110H235L236 111V114H235V112H233V111H231V112H233L232 114H233V116L234 115H236L237 117H238V115H237V111H238V108L239 107H236ZM235 108V109H236ZM166 109V111H167V108H165ZM199 109H200V107H199ZM256 109V108H255ZM3 110H5V109H3ZM171 109H169V111H170ZM233 110V109H232ZM240 110L242 111L243 109H241L240 108ZM246 110V109H245ZM245 110H243V112L242 113H244V111ZM257 110V109H256ZM255 110V111H256ZM264 110V109H263ZM200 111V110H199ZM206 111V110H205ZM204 111V109H203V113L205 112ZM224 111V110H223ZM251 111V110H250ZM252 111H253V109H252ZM261 111H262V109H261ZM168 112V111H167ZM201 112V111H200ZM230 112V113H231ZM240 112V111H239ZM245 112H247V110L245 111ZM260 112V111H259ZM169 114H170V112H168ZM174 113V112H173ZM215 113H218V112H215ZM214 113V114H215ZM223 113V112H222ZM221 113V114H222ZM226 113V112H225ZM225 113H224V117H227V119H229L228 120V122L230 123V120H231V117H232V115H229L228 114V112H227V114L228 115H225ZM249 113H252V112H249ZM257 114L258 113V111L257 112H254L253 113V115L254 114ZM264 113V112H263ZM262 113V114H263ZM201 114V113H200ZM212 114V113H211ZM211 114H210V116H211ZM239 114V113H238ZM241 114V113H240ZM239 114V115H240ZM259 114H261V112L259 113ZM172 115H176V113H174V114H172ZM171 115V116H172ZM177 115H179V113H177ZM241 115H243V114H241ZM250 115V114H249ZM231 116V117H230ZM236 116H234L233 118H232V121H234V118L236 117ZM247 116V115H246ZM261 116V115H260ZM173 117V116H172ZM229 117V118H228ZM251 117V116H250ZM254 117V116H253ZM258 117V116H257ZM16 117H12V115H9V117L8 118H6V119H2L1 121H0V145H2V143H1V140L2 141H4L5 143H7V144H9L10 146H8V150H7V152H4L3 154H0V157H3V158H5L4 156H9V157H11V159L13 160V162L15 163V161H16V165H20V164H22L24 161H26V159H29L30 161H33L34 163H35V166H34V169H37V170H39V171H33V176H32V178H35L36 179V177L37 178H39L40 180H43V179H48V178H50L51 180H54V182H47V181H41L40 182V184H42V185H47V187L49 188V186H50V184H55V185H57V186H59L57 189H59V190H61L62 192L63 191H66V193H67V197L66 196H62L60 199H59V203L60 204H65V201H70V204H83L85 201H87L88 199H89V197L90 196H87L89 193L90 194H92L93 193V191L94 190H96V188L94 189V185L93 184H90V185H88L87 184V190H79L78 188H71V186H72V184L67 180V179H65V180H67V181H65V180H63L62 178H64L67 174H69L70 173V171L71 170H73L74 168H72V167H75V166H78V165H75L76 163V160H77V158L79 159V157L77 156V158H76V160H75V164H73V162H72V166L70 165V167L72 168H69L68 166V163H67V165H66V162H67V160H68V154L70 153V151L72 150V149H77V148H79V146H80V144L77 142V141H74L75 140V133L74 132H68V131H64V130H57V131H55V133L54 134H52V137H50L49 135H45V134H43L42 132H38V137L37 138H33V139H26V140H23V141H20V140H18V139H16V135H14V134H12V133H14V131H16V127L15 126H13V125H11V123H10V121L11 120H14ZM221 118H223L222 117V115L220 116V118L219 119H221ZM239 118V117H238ZM240 118H241V116H240ZM239 118V119H240ZM243 118V117H242ZM225 119V118H224ZM239 119H237L238 120V122H239ZM244 119V118H243ZM245 120H246V118H245ZM244 120V121H245ZM73 121H74V123L76 124V123H78V120H76V119H73ZM214 121H216V120H214ZM213 121V122H214ZM220 121H222L223 122V120H220ZM220 121H218V123L220 122ZM226 121V120H225ZM225 121L223 122V124L225 123ZM241 121H243L242 119L240 120V122ZM243 121V124H246L245 122ZM255 121H257L256 119H255ZM200 123H203L202 121H199ZM237 122V121H236ZM238 122L236 123V124H238ZM239 122V123H240ZM248 122V121H247ZM250 122V121H249ZM264 122V119H262V121H261V123H263ZM88 123V122H87ZM217 123V122H216ZM215 123V124H216ZM233 123V122H232ZM260 123V124H261ZM110 124V123H109ZM220 124H221V122H220ZM235 124V122L232 124V125H234ZM255 124V123H254ZM200 125V124H199ZM218 125V124H217ZM227 124H225V126H226ZM228 125H230V124H228ZM226 126L225 128H229V130H230V127L229 126ZM232 125H230L231 126V128H233L232 127ZM239 125V124H238ZM247 125V124H246ZM263 126H264V124H262ZM262 125H261V127H262ZM113 126V125H112ZM221 126H223V125H221ZM259 126V125H258ZM198 127V126H197ZM202 127V126H201ZM240 127H242L241 125H240ZM248 127H250L249 125H248ZM104 128V127H103ZM109 128V127H108ZM235 128H236V125H235ZM243 128V127H242ZM247 128V127H246ZM246 128L244 129V130H246ZM257 128V127H256ZM259 128V127H258ZM202 129H203V127H202ZM222 129H224V128H222ZM241 129V128H240ZM248 129V128H247ZM251 129H253V128H251ZM171 130V129H170ZM220 130V129H219ZM226 130V129H225ZM225 130H222V132H225ZM229 130H226V131H229ZM233 130V129H232ZM238 130V129H237ZM237 130L236 131H234V132H237ZM231 131V130H230ZM240 131V130H239ZM242 131V130H241ZM260 131V130H259ZM169 132V131H168ZM172 132V131H171ZM179 132V131H178ZM218 132V131H217ZM219 132H221V131H219ZM218 132V133H219ZM252 132V131H251ZM20 133V132H19ZM73 134V141H70V142H67V144L69 143V145L68 146H66V142L65 141H62L61 143L60 142H58V141H60V139L65 135L66 137H67V139L68 140H70V134ZM217 133V134H218ZM228 134H225V136L226 135H229V132H227ZM231 133V132H230ZM239 133V132H238ZM242 133V132H241ZM245 133H246V131H245ZM16 134V133H15ZM169 134H171V136H172V133H170L169 132ZM174 134V133H173ZM220 135H221V133H219ZM218 134V135H219ZM234 134V133H233ZM249 134H252V133H250L249 132ZM249 134H248V137H249ZM254 134V133H253ZM255 134H256V132H255ZM10 135V136H9ZM176 135H178L177 133L175 134V135H173V137L175 136V137H177ZM214 135H216V132L214 133ZM219 135V136H220ZM235 135V134H234ZM237 135V134H236ZM244 135V134H243ZM257 135V134H256ZM17 136H20V134H18ZM168 136H170V135H168ZM170 136V137H171ZM218 136V137H219ZM223 136H224V134H223ZM251 136V135H250ZM254 136V135H253ZM81 137V136H80ZM169 137V138H170ZM218 137H216V136H212L211 138H210V140L212 141V138H216V141H217V139L219 140V138ZM221 137V136H220ZM232 137V136H231ZM241 137V136H240ZM242 137H245V136H242ZM172 138V137H171ZM170 138V139H171ZM253 138V137H252ZM224 139V138H223ZM232 139H234L233 137H232ZM231 139V140H232ZM240 139V138H239ZM242 139V138H241ZM240 139V140H241ZM248 138H246V140H247ZM250 139H251V137H250ZM100 140V139H99ZM174 140H176V138H174ZM173 140V141H174ZM225 140V139H224ZM236 140V139H235ZM239 140V141H240ZM244 140V139H243ZM249 140V139H248ZM254 140V139H253ZM253 140H251V141H253ZM172 141V140H171ZM210 141V142H211ZM213 141H214V144H215V140L213 139ZM213 141H212V143H213ZM228 141V140H227ZM255 141V140H254ZM257 141V140H256ZM262 141V140H261ZM209 142V141H208ZM226 142V141H225ZM233 142V141H232ZM236 142V141H235ZM238 142V141H237ZM189 143H191V145H192V142H189ZM206 143V142H205ZM219 144H220V146H223V142H221L220 143V141L218 142ZM227 143V142H226ZM226 143H224V145L226 144ZM243 143H244V141H243ZM253 143V142H252ZM188 144V143H187ZM187 144H185V147H188L189 146V144L187 145ZM207 145H208V143H206ZM214 144H212V145H214ZM228 144V143H227ZM239 144H241V142H239ZM238 144V145H239ZM245 144H249V143H245ZM258 144V143H257ZM187 145V146H186ZM190 145V146H191ZM206 145V146H207ZM210 146H211V143L209 144ZM234 145V144H233ZM251 145V144H250ZM249 145V146H250ZM32 146V147H31ZM69 146H73V147H70V148H68ZM76 146H78V147H76ZM209 146V148H211ZM217 146V144L214 146V147H216ZM230 146V145H229ZM235 146V145H234ZM240 146V145H239ZM245 146V145H244ZM183 147H184V145H183ZM218 148H219V146H217ZM236 147V146H235ZM248 147V146H247ZM263 147H264V145H263ZM206 148H208V147H206ZM221 148V147H220ZM220 148H219V151H220ZM223 148V147H222ZM226 148V147H225ZM230 148V147H229ZM233 148V147H232ZM252 148V147H251ZM261 148H262V146H261ZM185 149V148H184ZM234 149V148H233ZM239 149V148H238ZM243 149V148H242ZM248 149H250V148H248ZM260 149V148H259ZM258 149V150H259ZM82 150V149H81ZM209 149H207V151H208ZM264 150V149H263ZM53 151H57V153H62V152H65L64 153V155H62V156H59V157H57V161H55L54 159H53V161H52V158H55V157H53V156H51V155H48V154H50L51 152H53ZM133 151V150H132ZM151 151V150H150ZM154 151V150H153ZM153 151H151V152H153ZM212 151H216V150H212ZM211 151V152H212ZM247 151H249V150H247ZM133 152H135V151H133ZM196 152V151H195ZM195 152L193 153V154H195ZM200 152L201 151H198V152H196V154L195 155H197V153L198 154H200ZM205 152H206V149H205ZM204 152V153H205ZM222 152V151H221ZM227 152H229V151H227ZM230 152H232L231 150H230ZM242 152V151H241ZM259 152V151H258ZM108 153V152H107ZM147 153L149 154V151H147ZM154 153V152H153ZM152 153V154H153ZM157 153V156H158V152H156ZM207 154L209 153V151L208 152H206ZM247 153V152H246ZM262 153H263V151H262ZM77 154V153H76ZM85 154V153H84ZM109 154V153H108ZM143 154H145L146 155V153L144 152ZM152 154H149V155H152ZM193 154L191 153L189 156V158L191 159V157L193 156ZM206 154V156H209L208 158H210L211 156V154L212 153H210L209 155H207ZM228 154V153H227ZM260 153H258V155H259ZM85 155H87L88 156V153L87 154H85ZM84 155V156H85ZM145 155L143 156V157H145ZM153 155H155V154H153ZM203 157H204V155L203 154H201ZM201 155H199V157L201 156ZM230 155H231V153H230ZM262 155V154H261ZM89 156H90V154H89ZM93 156V155H92ZM225 156H226V154H225ZM232 156V155H231ZM245 156V155H244ZM248 156V155H247ZM250 156V155H249ZM149 157V156H148ZM196 156H194V157H192V160H194V159H196V162H197V160H199V157H198V159L197 158H195ZM240 157V156H239ZM252 157H255V156H252ZM256 157H258L257 156V154H256ZM256 157H255V159H256ZM91 158V157H90ZM94 158H96L95 156H93L91 159H89V161L90 160H92V163L93 164H95V162L97 163V161H93V159ZM99 158V157H98ZM97 158V159H98ZM142 158V157H141ZM194 158V159H193ZM202 158V157H201ZM225 158V157H224ZM234 158H236V157H234ZM250 158V157H249ZM262 158V157H261ZM73 159H75V158H73ZM88 159V158H87ZM113 159V158H112ZM127 159H129V157H127ZM130 159H132V158H130ZM143 159V158H142ZM146 159V158H145ZM215 159H216V157H215ZM221 159H223V158H221ZM243 159V158H242ZM241 159V160H242ZM246 159V158H245ZM252 160L254 159V158H251ZM250 159V160H251ZM260 159V158H259ZM1 160V159H0ZM7 160H9L8 158H7ZM95 160V159H94ZM98 160H100V159H98ZM132 160H134V159H132ZM140 160V159H139ZM138 160V164H139V162L141 161H139ZM149 160V159H148ZM158 160V159H157ZM237 160V159H236ZM248 161H249V159H247ZM246 160V161H247ZM249 161V162H254L255 160H253V161ZM257 160V159H256ZM263 160H264V158H263ZM4 161H6V160H4ZM10 161V160H9ZM8 161V163H10V167L12 166V162L10 161L9 162ZM71 161H73L72 159H71ZM78 161V160H77ZM81 161V160H80ZM85 161H86V159H85ZM127 161V160H126ZM128 161H130V160H128ZM127 161V164L129 163ZM145 162H146V160H144ZM155 161V160H154ZM218 161V160H217ZM216 161V162H217ZM222 161V160H221ZM228 161V160H227ZM245 161V160H244ZM3 162V160H1V164H3L2 163ZM88 162V160L85 162V163H87ZM132 162V161H131ZM129 163L130 165L132 164V163ZM137 162V160H135V163ZM142 162L143 161H141L140 163H141V165H142ZM189 162L191 163V161L189 160ZM206 162V161H205ZM205 162H202V163H205ZM234 162H235V160H234ZM257 162H259L258 160H257ZM257 162H254V163H257ZM264 162V161H263ZM263 162H261L260 161V165L263 163ZM5 163V162H4ZM13 163V164H14ZM69 163H71V162H69ZM81 163H83V165H81V166H84V162L82 161ZM91 163V162H90ZM91 163V166L93 165ZM101 163H103V162H101ZM109 163V162H108ZM110 163H112L111 164V166H113V162H110ZM109 163V164H110ZM118 163V162H117ZM134 163V164H135ZM151 163V162H150ZM194 163V162H193ZM198 163V162H197ZM196 163V164H197ZM200 163V162H199ZM246 163V162H245ZM251 163H248L249 165L251 164ZM5 164H7V163H5ZM89 164V163H88ZM88 164H85V166L87 165L88 166ZM100 164V162L99 163H97V164H95V166L97 165H99ZM195 164V163H194ZM216 164V163H215ZM234 164H237V163H234ZM238 164H240V163H238ZM259 164V163H258ZM90 165V164H89ZM106 165H108V164H106ZM130 165H128L129 167H130ZM141 165H139L140 167H141ZM191 165L193 166V167H191L192 169L193 168H195V170H197V168L196 167H198V165L197 166H195V165H193L192 163H191ZM190 165V166H191ZM201 165V164H200ZM199 165V166H200ZM208 165V164H207ZM206 164L204 165V167L205 166H207ZM242 165H244V164H242ZM249 165H247L246 164V167L247 166H249ZM254 165V164H253ZM1 166V165H0ZM3 166V165H2ZM8 166V167H9ZM103 166V165H102ZM110 166V167H111ZM134 166V165H133ZM170 166H172V165H170ZM188 164L185 166L184 165V167L186 168L187 167V170L186 171H188ZM202 166V165H201ZM235 166V165H234ZM245 166V165H244ZM252 166V165H251ZM257 166V165H256ZM255 166V167H256ZM9 167V168H10ZM69 168V170L70 171H68V168ZM89 167V166H88ZM98 167H100V165L98 166ZM107 167V166H106ZM115 167V166H114ZM114 167H113V169H114ZM132 167V166H131ZM131 167H130V169H131ZM135 167L137 168V164L135 165ZM134 167V168H135ZM173 167V166H172ZM208 167V166H207ZM206 167V169H208ZM212 167V166H211ZM240 168H238L237 166L235 167L237 170H243L244 169V171H245V167L243 168L242 166H241V164H240V166H239ZM242 167V168H241ZM253 168V170L255 169L256 170V168ZM259 167V166H258ZM261 167V166H260ZM259 167V168H260ZM264 167V166H263ZM79 170H80V168L79 167H77ZM76 168V170H78ZM82 168H85L86 170H87V172H85V173H83V171L85 170H83ZM93 170H94V165H93ZM92 168H90V170L92 169ZM103 167H101V169H102ZM108 168V167H107ZM127 169H129L128 167H126ZM134 168H132V169H134ZM135 168V169H136ZM171 168V167H170ZM182 168V167H181ZM209 168H210V166H209ZM220 168V167H219ZM231 168H232V166H231ZM252 168V167H251ZM251 168H247L246 169V171L248 170V172L249 171H252V169ZM0 169H2V167H0ZM81 169L83 170V171H80V173H82V175H85V174H88V169L86 168V167H81ZM98 168L96 167V172L97 171H99V170H97ZM131 169V170H132ZM165 169V168H164ZM177 169V168H176ZM199 169L200 168H198V171H199ZM202 169H204V168H202ZM19 170H23V169H19ZM75 170V169H74ZM73 170V172H75ZM95 170H94V172H95ZM112 170V169H111ZM111 170H109V171H111ZM115 171H116V168L114 169ZM118 170V169H117ZM131 170H129V171H131ZM138 170H139V168H138ZM137 170V171H138ZM178 170V169H177ZM205 170V169H204ZM215 170V169H214ZM223 170H225V168H223ZM228 170V169H227ZM231 170V169H230ZM234 170V169H233ZM238 171V173L239 172H241V171ZM255 170H254V172H255ZM264 171V168L263 169H261V171ZM137 171L135 170L134 172H136L137 173ZM185 171V170H184ZM184 172V173H181V171H179L178 170V173L180 172L182 175H184L185 173H187V172ZM190 171V170H189ZM201 171H203V170H201ZM208 171V170H207ZM220 171V170H219ZM235 171V170H234ZM233 171V172H234ZM257 171V173H258V170H256ZM261 171H259V172H261ZM94 172H93V174H94ZM95 172V173H96ZM104 173L105 174V172L103 171H99V172H97L95 175H97L98 173ZM112 172V176H113V173H114V171H111ZM111 172H108V174H110ZM121 172V171H120ZM124 172H126V171H124ZM139 172H141V169H140V171ZM174 172V171H173ZM192 172L193 171H191V175L190 176H193V174H192ZM197 172V171H196ZM212 172V171H211ZM221 172V171H220ZM225 172H226V170H225ZM248 172H244L245 174H244V178H245V175L248 173ZM92 173V172H91ZM91 173H89V174H91ZM117 173H119V170H118V172H116V174ZM170 173V172H169ZM167 174V176L168 175H170V174ZM172 173V172H171ZM175 173V172H174ZM198 173V172H197ZM214 173V172H213ZM218 173V172H217ZM229 174H230V172H228ZM227 173V174H228ZM238 173L236 174V175H238ZM252 173H253V171H252ZM252 173H250V174H252ZM72 174H74V173H72ZM76 174V173H75ZM74 174V175H75ZM116 174H115V176H116ZM125 174V173H124ZM130 174H131V172H130ZM176 174V173H175ZM174 174V175H175ZM180 174V175H181ZM199 174H201V172L199 173ZM198 174V175H199ZM221 174V173H220ZM225 174V173H224ZM243 174V173H242ZM256 174V173H255ZM27 176L28 175H31V172L29 171L27 174H26ZM92 175V174H91ZM99 175V174H98ZM97 175V176H98ZM102 175V174H101ZM119 175H121V173H119L118 174V176ZM122 175H123V172H122ZM138 176H139V173L137 174ZM172 175H173V173H172ZM172 175H170V176H172ZM178 175V174H177ZM180 175H178V176H176L177 178L180 176ZM188 175V174H187ZM202 175H203V173H202ZM206 175V174H205ZM204 175V176H205ZM211 174H209V176H210ZM214 175H216V174H214ZM219 175V174H218ZM226 175V174H225ZM224 175V176H225ZM233 175H235V174H233ZM235 175V176H236ZM239 175H241V173L239 174ZM239 175L238 176H236V177H239ZM248 175V174H247ZM246 175V176H247ZM253 175V174H252ZM258 174H256V176H257ZM263 175V174H262ZM36 176V177H35ZM87 176V175H86ZM85 176V177H86ZM108 176V175H107ZM126 176H128V174L126 175ZM140 176H141V174H140ZM147 176V178H148V175H146ZM189 176V175H188ZM211 176H213V175H211ZM221 176V175H220ZM224 176L223 177H221V182H220V177L219 176H217V178H218V180L217 181H219V183H221L222 184V182H223V184H224V186H226L225 185V183L227 184V181H228V179L226 180V182H224L225 180L223 179L222 180V178H224ZM227 176V175H226ZM251 176V175H250ZM256 176H254L255 178H256ZM260 176V175H259ZM259 176H257V177H259ZM84 177V176H83ZM82 177V178H83ZM117 177V176H116ZM176 177H174V178H176ZM183 177V176H182ZM187 177V176H186ZM200 177V176H199ZM207 177V176H206ZM214 177V176H213ZM212 177V178H213ZM228 177H230V176H228ZM233 177V176H232ZM235 177V178H236ZM243 177V176H242ZM242 177L240 178V180H242ZM262 177V176H261ZM136 178H137V176H136ZM139 178V177H138ZM137 178V179H138ZM164 178H166V177H164ZM181 178V177H180ZM247 178V177H246ZM264 178V177H263ZM109 179L110 178H108L107 179V181H109ZM115 179V178H114ZM133 179V178H132ZM142 179H143V177H142ZM141 179V180H142ZM146 179V178H145ZM168 179V178H167ZM170 179H171V177H170ZM169 179V180H170ZM185 179V178H184ZM193 180H194V177L192 178ZM191 179V177H190V181L192 180ZM197 178L195 177V180H196ZM204 179H205V177H204ZM230 179H232V178H230ZM238 178H236L235 179V181L237 180ZM248 179V178H247ZM259 179L261 180V178L259 177ZM1 180V179H0ZM13 180V182L11 181V180H8L7 182H5V186L3 187V188H7V189H12L15 185H17V183H18V181L15 179V178H13L12 179ZM104 180H105V175H104ZM131 180V179H130ZM151 180V179H150ZM156 180V179H155ZM177 180V179H176ZM180 180V179H179ZM178 180V181H179ZM182 180V179H181ZM180 180V181H181ZM205 180H209V178L208 179H205ZM205 180H203V181H205ZM212 180H214V178L212 179ZM240 180H238L237 182L239 183L240 182ZM252 180H254L255 181V179L254 178H252L251 179V181ZM258 180V179H257ZM15 181V182H14ZM34 181V180H33ZM84 181H86V180H84ZM112 181V180H111ZM135 181V180H134ZM163 181H165V180H163ZM171 182H172V180H170ZM183 182H184V184L186 185L187 184V186H188V183H186V181H184V180H182ZM190 181H188L189 182V184L191 185V183H190ZM211 181V180H210ZM215 181H216V179H215ZM214 181V182H215ZM230 181V180H229ZM250 181V180H249ZM248 181V182H249ZM263 182H264V180H262ZM87 182V181H86ZM96 182V181H95ZM133 182V181H132ZM136 182V181H135ZM134 182V183H135ZM146 182H149L148 180L146 181ZM162 182V181H161ZM170 182V183H171ZM175 182V181H174ZM192 183L194 182V181H191ZM196 183L198 182V181H195ZM201 182V181H200ZM206 182V181H205ZM208 182V181H207ZM214 182H212V183H214ZM232 182H234V181H232ZM231 182V183H232ZM248 182H246L247 183V185H248ZM257 182V181H256ZM260 182V184H261V181H259ZM102 183H103V181H102ZM145 183V182H144ZM154 183V182H153ZM153 183H150L149 182V184L151 185V184H153ZM160 183V182H159ZM159 183H157V185L156 186H158V184ZM168 183H169V181H168ZM173 183V182H172ZM196 183H195V185H196ZM209 183H211V182H209ZM209 183H207V184H209ZM211 183V184H212ZM242 183H244V181L242 182ZM246 183H244V184H246ZM3 184V183H2ZM132 183H130V185H131ZM142 184H143V182H142ZM164 184V183H163ZM175 185H176V187L178 188V186L177 185H180L181 184V182H180V184H178V182L177 183H174ZM173 184V185H174ZM211 184L210 185H208V186H211ZM215 184V186H216V183H214ZM217 184H218V182H217ZM228 184H230V183H228ZM237 184V183H236ZM236 184H235V187L237 188V190L239 189L237 186H236ZM104 185V184H103ZM107 185V184H106ZM106 185H105V187H106ZM134 185V184H133ZM160 185H161V183H160ZM159 185V186H160ZM166 185H167V189H168V187H170V186H172L171 184H170V186H168L169 184H167L166 182H165V188H166ZM182 185H183V183H182ZM182 185H180L181 186V188H182V190L180 191L179 189H178V191H180V192H182L183 191V188L184 189H186L187 187H182ZM184 185V186H185ZM192 185H194V183L192 184ZM194 185V186H195ZM203 185V184H202ZM205 185H206V183H205ZM220 185V184H219ZM239 185V184H238ZM243 185V184H242ZM252 185H254V183L252 184ZM256 185V184H255ZM20 186H22V187H26V186H23L22 184L20 185ZM99 186H100V184H99ZM129 186V185H128ZM138 186H139V184H138ZM143 186V185H142ZM144 186H146V183H145V185ZM154 186V185H153ZM153 186H150V188L152 187V190L151 191H153ZM155 186V187H156ZM159 186H158V188H159ZM214 186V185H213ZM221 186V185H220ZM231 186H233L234 187V185H231ZM240 186V185H239ZM245 186V185H244ZM97 187V186H96ZM103 187V186H102ZM104 187V188H105ZM111 187V186H110ZM121 187V186H120ZM154 187V188H155ZM163 187V186H162ZM175 186H173V188H174ZM190 187V186H189ZM196 187H197V185H196ZM199 187V186H198ZM200 187H202V186H200ZM204 187V186H203ZM206 187V186H205ZM217 187H218V190L220 189V188H223V185H222V187H219L218 185L215 187V188H213L212 186H211V188H212V190H217ZM227 187H229V186H226V190H227ZM246 187V186H245ZM248 187V186H247ZM264 187V186H263ZM128 188V187H127ZM140 188H142V187H140ZM158 188H157V191H158ZM161 188V187H160ZM159 188V192L160 191H162L161 189ZM240 188H241V190H242V186H240ZM253 188H254V186H253ZM112 189V188H111ZM114 189V188H113ZM143 190H144V188H142ZM141 189V192L143 191ZM149 189V188H148ZM156 189V188H155ZM163 189V188H162ZM175 189V188H174ZM190 189V188H189ZM194 189V187L192 186V190ZM196 189V188H195ZM199 189H201V188H199ZM208 189V188H207ZM233 189V188H232ZM244 189V188H243ZM250 189H251V187H250ZM256 189H258V188H256ZM262 189V188H261ZM59 190H57V193H59L60 191ZM99 190V189H98ZM107 190H109L108 188H107ZM136 190H137V188H136ZM140 190V189H139ZM138 190V191H139ZM147 190V189H146ZM171 190V189H170ZM175 190H177V189H175ZM191 190V189H190ZM209 190H210V188H209ZM212 190L210 191V192H212ZM236 189H234L233 191H235ZM101 191H103V190H99V192H101ZM135 191V190H134ZM133 191V192H134ZM137 191V192H138ZM150 190H148V191H143L142 193H144V192H148L149 193V195L151 194L150 192H149ZM154 191H156V190H154ZM152 192V193H154V194H156L155 192ZM164 191H166L165 189H164ZM163 191V192H164ZM169 191V190H168ZM177 191V192H178ZM187 191V190H186ZM197 191H199V190H197ZM202 191H203V189H202ZM205 191H206V189H205ZM208 191V190H207ZM227 191H230V192H232L231 190H227ZM226 191V192H227ZM253 191H255V190H253ZM257 191V190H256ZM264 191V190H263ZM263 191H261V192H263ZM75 192H77V193H81V194H79V195H81V196H79V197H75L74 195H76V194H74ZM96 192V191H95ZM95 192H94V194H95ZM112 193H113V191H111ZM111 192H107V193H111ZM140 192V194L141 195H143L142 193ZM179 192V193H180ZM183 192H185V191H183ZM188 192V191H187ZM190 192V191H189ZM201 192V191H200ZM216 192H220V190L219 191H214V192H212V193H216ZM221 192H224V189H223V191H221ZM220 192V193H221ZM226 192H225V194H226ZM244 192V191H243ZM103 193V192H102ZM117 193V192H116ZM128 193V192H127ZM135 193H136V191H135ZM134 193V194H135ZM174 193V192H173ZM196 194L198 193V192H195ZM211 193V195L213 196V198L215 197V195L217 194H215V195H213ZM228 193V192H227ZM233 193H236L237 194V192H233ZM256 193V192H255ZM132 194V193H131ZM130 194V195H131ZM133 194V195H134ZM137 194H139V193H137ZM139 194V195H140ZM154 194H151V195H154ZM157 194H158V192H157ZM170 194V193H169ZM176 194V193H175ZM174 194V195H175ZM183 194V193H182ZM191 194V193H190ZM201 194H202V192H201ZM206 194H208V193H206ZM104 194H102V196H103ZM106 195V194H105ZM112 195H114V194H112ZM117 195V194H116ZM119 195V194H118ZM145 195H146V193H145ZM148 195V196H149ZM186 195V194H185ZM188 195V194H187ZM199 195H200V193H199ZM203 195H205L204 193H203ZM202 195V196H203ZM211 195H210V197H211ZM222 195H224V194H222ZM221 195V196H222ZM228 195V194H227ZM227 195H224V196H227ZM229 195H230V193H229ZM235 195V194H234ZM234 195H232V193H231V195H230V197H228V198H232L231 196H234ZM252 195V194H251ZM256 195H258V194H256ZM132 196V195H131ZM148 196H145V197H148ZM183 196V195H182ZM190 196H193L192 198L193 199H191V200H189L190 202H188V205H190L191 204V202H192V200H194V196H196L197 197V195H190ZM190 196H189V198H190ZM201 196V195H200ZM206 196V195H205ZM217 196V195H216ZM218 196H220L219 194H218ZM241 196V195H240ZM107 197V196H106ZM116 197V196H115ZM137 197V196H136ZM161 197V196H160ZM175 197V196H174ZM209 196H207L206 197V199L208 198ZM253 197H255V196H253ZM258 197V196H257ZM257 197H255V199L257 198ZM261 197V196H260ZM117 198V197H116ZM219 198V197H218ZM221 198V197H220ZM261 198H263V197H261ZM118 199V198H117ZM121 199H122V197H121ZM147 199V198H146ZM179 199V198H178ZM205 199V200H206ZM209 199V198H208ZM216 199V197L214 198V200ZM222 199H223V197H222ZM233 199V198H232ZM247 199H248V197H247ZM115 200V199H114ZM145 200V199H144ZM159 200V199H158ZM173 200H175V198L173 199ZM187 200V199H186ZM199 200V199H198ZM202 200V199H201ZM210 200V199H209ZM208 200V201H209ZM213 200V199H212ZM211 200V201H212ZM224 200H227L226 198H224ZM253 200V199H252ZM257 200L259 201V199L257 198ZM155 201H156V199H155ZM195 201V200H194ZM219 201V200H218ZM232 201V200H231ZM244 201V200H243ZM261 202H263L262 200H260ZM140 202H142V201H140ZM139 202V203H140ZM153 202V201H152ZM161 202V201H160ZM160 202H158V203H160ZM163 202V201H162ZM178 202V201H177ZM217 202V201H216ZM230 202V201H229ZM248 202V201H247ZM252 202V201H251ZM254 202V201H253ZM253 202H252V204H253ZM110 203H111V201H110ZM138 203V202H137ZM157 203V204H158ZM166 204H167V202H165ZM213 203H214V201H213ZM238 203V202H237ZM256 203L257 204H259L258 202H256V200H255V205H256ZM32 204V203H31ZM56 204V203H55ZM144 204V203H143ZM156 204V205H157ZM164 204V203H163ZM168 204H169V202H168ZM177 204V203H176ZM218 204V203H217ZM216 204V205H217ZM234 204H236V203H234ZM233 204V205H234ZM262 204H264V203H262ZM13 205V204H12ZM25 205H27V204H25ZM29 205V204H28ZM41 205V204H40ZM46 205V204H45ZM136 205V204H135ZM150 205H151V203H150ZM154 205V204H153ZM173 205V204H172ZM214 205V204H213ZM215 205V206H216ZM249 204L247 203V206H248ZM260 205V204H259ZM4 206V205H3ZM43 206V205H42ZM146 206V205H145ZM152 206V205H151ZM159 206H161V205H159ZM158 206V207H159ZM211 206V205H210ZM214 206V207H215ZM250 206H251V204L248 206L249 207V210H250ZM51 207V206H50ZM49 207V208H50ZM57 207V206H56ZM55 207V208H56ZM212 207V206H211ZM211 207H210V209H211ZM248 207H247V209L245 208V210H243L242 212H246L247 213V210H248ZM252 207V206H251ZM254 207V206H253ZM6 208V207H5ZM29 208V207H28ZM141 208V207H140ZM188 208V207H187ZM209 208V207H208ZM217 208V207H216ZM257 208V205L254 207V209L253 210H250V212H249V215H248V213L246 214L247 216H251L252 218L253 217H255L257 214L256 213H258L259 211V209L257 210L258 212H255L254 214H255V216H254V214H253V216H252V213L254 212V210ZM210 209H209V212H210ZM237 209V208H236ZM32 210V209H31ZM51 210V209H50ZM207 210V209H206ZM239 210V209H238ZM237 210V211H238ZM4 211V210H3ZM3 211H2V214H1V212H0V218L1 217H3ZM12 211H14V210H12ZM36 211V210H35ZM202 211V210H201ZM204 211V210H203ZM232 211V210H231ZM236 211V210H235ZM16 212V211H15ZM205 212H207V211H205ZM212 212H213V210H212ZM241 212V213H242ZM8 213V212H7ZM10 213V212H9ZM32 213V212H31ZM198 213V212H197ZM218 213V212H217ZM226 213V212H225ZM228 213V212H227ZM199 214H200V212H199ZM201 214H203V213H201ZM212 214V213H211ZM229 214V213H228ZM237 214H239V211H238V213ZM236 214V217L237 218H235L236 220L238 219V215ZM243 214V213H242ZM241 214V215H242ZM232 215V214H231ZM240 214H239V216L240 217H245V216H241ZM243 215H245V214H243ZM178 216V215H177ZM211 216H213V215H211ZM224 216H226L225 214H224ZM230 216V215H229ZM198 217H201V216H198ZM231 217V216H230ZM239 217V219H241V220H243L242 218H240ZM4 218V217H3ZM31 218V217H30ZM195 218V217H194ZM202 218V217H201ZM211 218V217H210ZM232 218V217H231ZM231 218H229L230 219V221H232L231 220ZM258 218H260V216L258 217ZM257 218V219H258ZM2 219V218H1ZM174 219H176V218H174ZM212 219V218H211ZM219 219V218H218ZM222 219V218H221ZM220 219V220H221ZM233 220H235L234 218H232ZM238 219V220H239ZM247 222H248V225H249V222H250V219H249V217H245L244 218ZM257 219L256 218H253V219H251V221H254V220H256L257 221ZM161 220V219H160ZM164 220V219H163ZM162 220V221H163ZM193 220V219H192ZM192 220H191V222H192ZM199 220V219H198ZM204 220H206V219H204ZM213 220V219H212ZM227 220V219H226ZM241 220H239V221H241ZM245 220H243V222H242V226L244 225V221ZM28 221V220H27ZM179 221V220H178ZM190 221V220H189ZM189 221H188V223H189ZM206 221H209V219L208 220H206ZM223 221V220H222ZM238 221V222H239ZM246 221H245V223H246ZM255 221V222H256ZM140 222V221H139ZM156 222V221H155ZM159 222H161V221H159ZM158 222V223H159ZM185 222L186 223H184V221H182V222H180V223H178L177 225H181L182 226V223H184L185 225L187 224V225H189L188 223H187V220H186V218H185ZM202 222V221H201ZM224 222V221H223ZM222 222V224H225V223H223ZM235 222H237V221H235ZM260 222H262V224H263V220L262 221H260L259 219H258V223L256 222V228H259L260 227V225H261V223ZM157 223V222H156ZM156 223H155V225H156ZM196 223H197V220H196ZM200 223V222H199ZM206 223L207 222H205V225H206ZM227 223H230L229 221H227ZM233 223L234 222H232L231 223V225H233ZM253 223V222H252ZM251 222H250V224H252ZM260 223V224H259ZM184 224H183V226H184ZM192 223H190V225H191ZM203 224V223H202ZM218 224H221V223H218ZM221 224V225H222ZM247 224V223H246ZM254 224V223H253ZM259 224V225H258ZM160 225V224H159ZM173 225V224H172ZM210 225V224H209ZM216 225V224H215ZM221 225H218L219 227L221 226ZM231 225H229L227 228L229 229H233V233H235V232H237V231H235L236 229H239L240 231H242V234H244L245 232H244V230H242V228H241V225H240V227L238 228L237 226H235V225H238L237 223H235V225H233V226H235V227H233V226H231ZM107 226H108V224H107ZM106 226V227H107ZM152 226V225H151ZM163 226V225H162ZM166 225H164V227H165ZM168 226V225H167ZM181 226H176V227H181ZM182 226V227H183ZM197 226V225H196ZM212 226V225H211ZM218 226H216V228L217 229H221V227L219 228ZM224 226V225H223ZM222 226V227H223ZM232 228H231V227ZM239 226V225H238ZM245 226L247 227V225H244V228H245ZM262 226L263 225H261V230L264 228H262ZM15 227V226H14ZM158 227V226H157ZM169 227H170V230H172L171 229V227H173V226H170V224H169ZM191 227V226H190ZM190 227H189V229H190ZM250 227V228H249ZM251 227H254L253 229H255V224H254V226H248L247 227V229L249 230H247V233H249L250 232V230L252 229ZM137 228H139V227H137ZM137 228H136V230H137ZM161 228V227H160ZM175 228V227H174ZM184 229H185V226L183 227ZM194 228H195V225L193 226V231H190L191 233L190 234H193L192 232H195L194 231ZM200 228V227H199ZM211 228V227H210ZM210 228H208V229H210ZM226 228V229H227ZM235 228V229H234ZM10 229V228H9ZM65 230L67 229V228H64ZM166 229V228H165ZM167 229H169V228H167ZM175 229H177V228H175ZM196 229V228H195ZM198 229V228H197ZM202 229V228H201ZM212 230H213V227L211 228ZM210 229V230H211ZM216 229V230H217ZM224 229H225V226H224ZM230 229H229V231H230ZM252 229V231H253V234L254 233H256L257 231H259V230H253ZM15 230H16V228H15ZM64 230V231H65ZM68 230V229H67ZM77 230V229H76ZM124 230V229H123ZM126 230V229H125ZM124 230V231H125ZM164 230V229H163ZM170 230H169V232H167V233H169L170 234ZM191 230V229H190ZM205 230H206V228H205ZM238 230V233L237 234H239V231ZM4 231H6V230H4ZM9 231V230H8ZM12 231V230H11ZM74 231V230H73ZM73 231H71V233L73 232ZM144 231V230H143ZM159 231V230H158ZM166 231H168V230H166ZM165 231V232H166ZM202 231V230H201ZM201 231H200V229H199V232H200V234H201ZM225 231V230H224ZM224 231H220V233L219 234H224ZM227 232H229L228 230H226ZM226 231H225V234H226V236L224 235V239L225 238H227V234L228 233H226ZM235 231V232H234ZM251 231V232H252ZM7 232V231H6ZM5 232V233H6ZM68 232H69V230H68ZM162 232V231H161ZM208 233V231H205V233ZM209 232H211V231H209ZM216 233V235H217V231H215ZM219 232V231H218ZM231 232V231H230ZM244 232V233H243ZM9 233V232H8ZM12 233H13V231H12ZM11 233V234H12ZM15 233V232H14ZM74 233V232H73ZM72 233V234H73ZM75 233H76V231H75ZM78 233H79V230H78ZM77 233V234H78ZM124 233H126V232H124ZM123 233V234H124ZM136 234H138L137 233V231L135 232ZM134 233V234H135ZM140 233V232H139ZM142 233V232H141ZM156 233V232H155ZM166 233V234H167ZM202 233H203V231H202ZM211 233H213V232H211ZM209 234V235H212V234ZM11 234H10V236H11ZM59 234H60V232H59ZM69 234V233H68ZM119 234V233H118ZM133 234V233H132ZM135 234V235H136ZM152 234V233H151ZM151 234L149 235V237L151 236ZM158 234L159 235H161V233H159L158 232ZM165 234V233H164ZM163 234V235H164ZM169 234H167V235H169ZM186 234V233H185ZM197 235L199 234V233H196ZM230 234V233H229ZM241 234V233H240ZM239 234V235H240ZM250 234H252V233H249V234H247V235H249V236H251ZM252 234V235H253ZM5 235V234H4ZM13 235V234H12ZM15 235V234H14ZM61 235H62V232H61ZM71 234H69L68 236H67V238L70 236ZM74 235V234H73ZM120 235V234H119ZM118 235V236H119ZM139 235H141V234H139ZM183 235H184V233H183ZM209 235H208V237H209ZM233 235V234H232ZM246 235V233H245V236H247ZM6 236V235H5ZM63 236V235H62ZM75 236V235H74ZM77 236V235H76ZM110 236V235H109ZM146 236V235H145ZM185 236H187V235H185ZM199 236H202V235H199ZM221 235H217V237H215L216 239L215 240H217L218 239V237H220ZM229 236V235H228ZM234 236H236V234H234ZM240 236H242V235H240ZM58 237V236H57ZM59 237H61V236H59ZM65 237V236H64ZM124 237V236H123ZM161 237H164V236H162L161 235ZM183 236H181V238H182ZM190 237H191V235H190ZM197 236L195 235V238H196ZM208 237H207V241L209 240L208 239ZM211 237H213V236H210V238ZM230 237V238H229ZM228 238L229 239H231L232 238V236H229ZM248 237V236H247ZM5 238V237H4ZM6 238H7V236H6ZM62 238V237H61ZM70 238V237H69ZM135 240H139V243H141V241H142V239H141V241H140V239H137V238H135V237H133ZM138 238H139V236H138ZM185 238V237H184ZM183 238V239H184ZM194 238V235H192V238L191 239H193ZM198 238V237H197ZM234 238V237H233ZM232 238V239H233ZM235 238H238L237 236L235 237ZM62 239H64V238H62ZM125 239H127V238H125ZM132 239V238H131ZM160 238H155L154 239V242H155V240H156V242L159 240ZM183 239H182V241H183ZM187 240L189 239L188 237L186 238ZM186 239H184V241L186 240ZM191 239H189L190 240V242H192V240ZM222 240H221V243H219V244H221L222 245V241H223V243H226L224 240H223V238H221ZM231 239V240H232ZM258 239V238H257ZM10 240V239H9ZM8 240V241H9ZM186 240V241H187ZM214 240V241H215ZM219 240V239H218ZM217 240V241H218ZM226 240V239H225ZM247 240V239H246ZM13 241H14V239H13ZM124 241H126V240H124ZM131 241V240H130ZM145 241H147L148 242V238L145 240ZM173 241V240H172ZM181 241V240H180ZM227 241H228V239H227ZM236 241H237V243H236ZM235 241V239H234V241H233V245L236 243V244H238V239ZM5 242H6V240H5ZM11 242V241H10ZM103 242V241H102ZM114 242V241H113ZM118 242V241H117ZM133 241H131V243H132ZM143 242L144 241H142V244H143ZM146 242V243H147ZM155 242V243H156ZM170 242H171V239H170ZM176 241H174L173 242V244L175 243ZM209 242V241H208ZM212 242H213V238H212ZM219 242H220V240H219ZM228 242H230V241H228ZM8 243V242H7ZM14 242H12V244H13ZM139 243H135V244H138V245H140ZM154 243V244H155ZM176 243H178V241L176 242ZM216 243V242H215ZM241 242L239 241V244H240ZM2 244V243H1ZM6 244V243H5ZM9 244V243H8ZM11 244V245H12ZM115 244V243H114ZM126 244H128V241L126 242ZM133 244V243H132ZM144 244H145V242H144ZM165 244H167L168 245V243H165ZM164 244V245H165ZM190 244H192V243H190ZM189 243H188V246L190 245ZM213 244V243H212ZM230 244V243H229ZM14 245V244H13ZM105 245V244H104ZM108 245V244H107ZM172 245V244H171ZM170 245V246H171ZM177 245V244H176ZM184 245H186L185 243H184ZM210 245H211V241H210ZM221 245H220V247H221ZM226 245H228V243L227 244H225V246L224 247H226ZM15 246V245H14ZM118 246V245H117ZM122 246H123V240H122ZM126 246V245H125ZM124 246V247H125ZM130 246V245H129ZM169 246V245H168ZM172 246H174V248L176 247L175 245H172ZM182 246H183V244H182ZM187 246V245H186ZM228 246H230V245H228ZM240 246H242V245H240ZM261 246V245H260ZM262 246H264V243H263V245ZM10 247V246H9ZM13 247V246H12ZM185 247V246H184ZM196 247H197V245H196ZM212 245H211V252H212V254H213V252L214 251H212L213 249H215V248H213L212 249ZM220 247H216L217 248V250H218V248H220ZM259 247V246H258ZM14 248V247H13ZM110 248H112V247H110ZM173 248V247H172ZM177 248V247H176ZM179 248V247H178ZM194 248V247H193ZM193 248H191V249H193ZM206 248H209V246H207ZM228 248V247H227ZM256 248V247H255ZM254 248V249H255ZM261 249L262 248H264V247H260ZM259 248V249H260ZM113 249H114V246H113ZM123 249V248H122ZM222 249V248H221ZM221 249H219V250H221ZM231 249V248H230ZM230 249H229V251H230ZM232 249H234V248H232ZM231 249V250H232ZM242 249V248H241ZM17 250V249H16ZM19 250V249H18ZM121 250V249H120ZM183 250H185V248L183 249ZM195 250H197V248H195ZM218 250V251H219ZM224 250H226V248L224 249ZM224 250H222V251H224ZM264 250V249H263ZM217 251V253H219ZM234 250H232V252H233ZM254 251V250H253ZM253 251H249L250 253H247V254H251V252L252 253H254ZM256 251H258V249L256 250ZM150 252V251H149ZM148 252V254H151V253H149ZM177 252H180V249L177 251L176 250V252H174V254L175 253H177ZM183 252V251H182ZM181 252V253H182ZM208 252V251H207ZM207 252L205 251L204 252V254L206 253V255H208V256H210L209 255V253L207 254ZM215 252H216V250H215ZM214 252V253H215ZM231 252V253H232ZM234 252H237V250H235ZM260 252V251H259ZM261 252H263L262 250H261ZM118 253H121V252H117V254ZM180 253V254H181ZM216 253V254H217ZM220 253H223V255L222 256H225L224 255V253H228V252H226V251H224V252H220ZM230 253V252H229ZM238 253V252H237ZM241 252H239V254H240ZM246 253V252H245ZM256 253V252H255ZM254 253V254H255ZM258 253V252H257ZM112 254V253H111ZM146 254V253H145ZM144 254V255H145ZM154 254V253H153ZM172 254H173V251H172ZM178 255H179V253H177ZM176 254V255H177ZM211 254V253H210ZM211 254V255H212ZM233 254V253H232ZM247 254H242L243 255V258H244V256H245V260L246 259H249L246 255ZM253 254V255H254ZM262 254V253H261ZM95 255V254H94ZM93 255V256H94ZM143 255V256H144ZM219 255L220 254H218V258H216V259H218L219 260V264H222V263H220L221 261H220V259L221 258H224V257H219ZM234 255H236V254H233V256ZM242 255L240 254V258L242 257ZM104 256V255H103ZM107 256V255H106ZM106 256H104V257H106ZM116 256V255H115ZM126 256H128V255H126ZM137 256V255H136ZM142 255H141V257H143ZM146 256V255H145ZM143 257V259H142V261L140 260V259H136V260H140L142 263H143V260L146 258V257H148V256H146V257ZM153 256V255H152ZM208 256H205V257H208ZM213 256V258L216 256H214V255H212ZM211 256V257H212ZM227 256V255H226ZM225 256V259L228 257V256H230V255H228L227 257ZM232 256V255H231ZM248 256H250L251 257V255H248ZM263 256H264V254H263ZM92 257V256H91ZM97 257V256H96ZM108 257V256H107ZM106 257V258H107ZM113 257V256H112ZM112 257H110L111 259H112ZM173 257V256H172ZM180 257V256H179ZM247 257V258H246ZM256 257H258L257 256V254H256ZM259 257H261V259H262V256L260 255ZM258 257V258H259ZM98 258V257H97ZM101 259L102 260V262H103V260L105 261V260H107V259ZM116 258V257H115ZM114 258V259H115ZM117 258H118V255H117ZM131 258H132V260L131 261H134L133 262V264L135 263V259L133 260V257L131 256ZM138 258H140V257H138ZM154 258H156V257H154ZM154 258H152L151 259V257H150V259L151 260H153V264H154ZM174 258H175V255H174ZM200 258H203V255L202 256H200ZM209 258V257H208ZM207 258V259H208ZM230 258L231 257H229V258H227L228 260H230ZM237 258V257H236ZM253 258H255L254 256L251 258V259H253ZM92 259V258H91ZM95 260H96V258H94ZM122 259H125V258H123V255H122ZM147 259V258H146ZM175 259H178V257L177 258H175ZM196 259V258H195ZM205 261H206V259L205 258H203ZM203 259H196L195 261H198V260H200V261H198V262H200L199 264H201L204 260ZM212 259V258H211ZM215 259V258H214ZM231 259H233V257L231 258ZM234 259H235V257H234ZM238 259H239V257H238ZM237 259V262H235V263H241V262H238L239 260ZM260 259V258H259ZM100 260V259H99ZM99 260H96V262L98 261L99 262ZM101 260H100V262H101ZM109 258H108V261L107 262H109ZM116 260H120V262L122 261L120 258L119 259H115V261L114 262H117ZM129 260V259H128ZM127 260V261H128ZM149 260V259H148ZM172 260H173V262H174V259L172 258ZM172 260H171V263H172ZM180 260V259H179ZM178 260V261H179ZM183 260V259H182ZM182 260H180L179 262H180V264H181V261ZM209 260V259H208ZM242 260V262L243 261H245L244 259H241ZM256 260V259H255ZM92 261V260H91ZM113 261V260H112ZM130 261V260H129ZM128 261V262H129ZM157 261V260H156ZM194 261V262H195ZM213 261H216V260H213ZM235 261H236V259H235ZM250 262L249 263H251V264H253V261H254V259H253V261L251 262V260H249ZM76 262H77V260H76ZM94 260L92 261V263L91 264H96V262H94ZM100 262H99V264H100ZM101 262V263H102ZM110 262H111V260H110ZM109 262V263H110ZM123 262V261H122ZM125 263H127L126 262V259H125V261H124ZM149 263H151L150 261H148ZM177 262V261H176ZM211 262V261H210ZM217 262V261H216ZM216 262H214V264H217ZM228 262V261H227ZM247 262H248V260H247ZM246 262V263H247ZM255 262V261H254ZM257 262V261H256ZM78 263V262H77ZM103 263H105V262H103ZM102 263V264H103ZM109 263H107V264H109ZM117 263H119V262H117ZM116 263V264H117ZM125 263H123V264H125ZM130 263V262H129ZM145 264H148L147 263V260H146V262H144ZM143 263V264H144ZM157 263H159L158 261H157ZM175 263V262H174ZM173 263V264H174ZM185 263H187V262H185ZM189 263V262H188ZM187 263V264H188ZM193 263V262H192ZM191 263V264H192ZM196 264H197V262H195ZM213 263V262H212ZM230 263L232 264V263H234V262H232L231 260H230ZM243 263H245V262H243ZM55 264V263H54ZM63 264V263H62ZM111 264H113V262H111ZM119 264H121V263H119ZM156 264V263H155ZM159 264H162L161 263V261H160V263ZM168 264V263H167ZM170 264V263H169ZM177 264V263H176ZM182 264H183V262H182ZM190 264V263H189ZM202 264H207V263H205V262H203ZM209 264H211V263H209ZM226 264V263H225ZM248 264V263H247Z\"/></svg>", "mask_w": 264, "mask_h": 264}]
</instances>
